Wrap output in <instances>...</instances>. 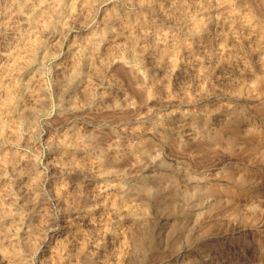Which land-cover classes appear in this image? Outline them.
Returning a JSON list of instances; mask_svg holds the SVG:
<instances>
[{"label": "rangeland", "instance_id": "374dc122", "mask_svg": "<svg viewBox=\"0 0 264 264\" xmlns=\"http://www.w3.org/2000/svg\"><path fill=\"white\" fill-rule=\"evenodd\" d=\"M77 1V2H76ZM82 0H66L62 5L54 6L55 3H48V9L44 8L37 12L40 17L49 18L51 25L35 27L33 35L27 36L29 40L35 37L42 39V46L36 53V58L29 66H25L22 75L13 77L16 88L13 101L8 110L2 106L5 92L0 91L1 110L0 121V194L5 191L12 193L14 200L21 206L17 220L9 222L12 228L5 231L1 237L18 239L27 233L28 220L32 218L33 232L30 250L23 245L18 249L22 257V264H57V257L52 254L43 257L38 247L39 240L50 229L57 238L64 242L62 261L66 264H102L115 261L120 249L126 246L128 240L136 239L140 247L132 251L129 264H194L195 254L198 246L196 237V212L201 209L203 213L199 216V222L204 229L210 225L209 219L214 218L220 222L213 226L206 234L212 231L221 232L224 230L229 234H238L243 239L250 238L257 246L250 248L247 254V264H264V72L258 68V53L243 50L241 56L232 57L222 52V46L229 43L227 37L228 29L221 32L220 23L216 20V14L231 10L237 18L239 15L248 13L255 20L258 10L264 14V0H180L179 3L165 0H154L157 2L156 10L148 7L138 0H86L85 9H81ZM88 1V2H87ZM136 1V2H135ZM202 1V2H200ZM219 1V2H218ZM225 1V2H224ZM234 1V2H233ZM15 0H0V24L3 23V13L13 7ZM194 2V3H192ZM207 2V3H206ZM221 2V3H220ZM9 4V6L7 4ZM85 4V0L83 1ZM92 3V5H91ZM98 3V4H97ZM129 5H128V4ZM137 3V4H135ZM139 3V4H138ZM163 3V4H162ZM172 3V4H170ZM185 5H183V4ZM190 3V4H189ZM199 3V4H197ZM201 3V4H200ZM219 3V7L213 5ZM223 3V4H222ZM232 3V4H231ZM240 3V4H239ZM4 4V5H3ZM57 4V3H56ZM55 4V5H56ZM68 4V6H67ZM111 4V5H110ZM117 4V5H116ZM202 4L210 6V15L213 17L206 23L204 33L208 37L206 54L198 45L197 34L190 32L182 18H190L200 12L198 8ZM50 5V7H49ZM70 5V6H69ZM98 9H97V7ZM105 5V6H104ZM160 5V6H158ZM166 5V6H165ZM237 5V6H235ZM5 6V8L3 7ZM72 6V7H71ZM93 6V7H92ZM195 6V7H194ZM230 6V7H229ZM249 6V7H248ZM55 7V8H53ZM92 9H91V8ZM96 7V9H95ZM105 7V8H104ZM118 7V8H117ZM166 9H165V8ZM183 7V8H182ZM194 7V8H192ZM223 7V8H222ZM226 7V8H225ZM50 8V9H49ZM60 8V9H59ZM141 8V9H140ZM167 8L170 10L167 11ZM181 8V9H180ZM231 8V9H230ZM236 8V9H235ZM73 9V10H71ZM76 9V10H75ZM89 9V10H88ZM133 9V10H132ZM190 11H189V10ZM217 9V10H216ZM234 9V10H233ZM246 9V10H245ZM250 9L252 11H250ZM51 12H49V11ZM56 10H59L58 12ZM61 10V11H60ZM71 10V11H70ZM82 10V12H81ZM85 10V11H84ZM92 10V11H90ZM109 10V11H108ZM119 10V11H118ZM151 10V11H150ZM165 10V11H164ZM173 10V11H172ZM182 10V11H181ZM187 10V11H186ZM214 10V13H213ZM222 10V11H221ZM4 11V12H3ZM47 11V12H46ZM106 11V12H105ZM132 11V12H131ZM136 11V13H135ZM153 11V12H152ZM172 11L173 13H171ZM186 11V12H185ZM240 11V13H239ZM57 12V14H56ZM77 12V13H76ZM91 12V13H90ZM98 12V13H97ZM105 12V13H104ZM124 12V13H123ZM127 12V13H126ZM159 14H158V13ZM161 12V13H160ZM167 12V14H166ZM171 14H170V13ZM175 12V13H174ZM184 12V14H183ZM189 12V13H188ZM236 12V13H235ZM47 13V14H46ZM52 13V15H51ZM83 13V14H82ZM96 13V14H95ZM115 13V14H113ZM164 13V14H162ZM183 16H182V14ZM69 14V15H68ZM81 14V15H80ZM92 14L93 17H92ZM98 14V15H97ZM103 14V15H102ZM132 14V15H131ZM140 14V17L139 15ZM142 14V15H141ZM144 14V15H143ZM179 14V15H178ZM2 15V16H1ZM47 15V16H46ZM50 15V16H49ZM57 15V17H56ZM60 15V16H59ZM67 15V16H66ZM74 15V17L72 16ZM80 15V16H79ZM85 15V16H84ZM100 15V16H99ZM108 15V16H107ZM117 17H115V16ZM127 15V16H126ZM135 15V17H134ZM137 15V16H136ZM153 15V16H152ZM158 15V16H156ZM169 15V16H168ZM173 15V17H172ZM255 15V16H254ZM54 16V17H53ZM89 16V17H88ZM103 16V17H101ZM180 16V17H179ZM190 16V17H189ZM79 17V18H78ZM82 17V18H80ZM85 17V19H84ZM107 17V18H106ZM145 17V18H144ZM148 19H147V18ZM162 17V18H161ZM178 17V18H177ZM57 18V19H56ZM74 20H73V19ZM122 18V19H121ZM138 18V20H137ZM167 18V19H166ZM176 21H174L173 19ZM176 18V19H175ZM59 19V20H58ZM65 19V21H64ZM94 19V20H92ZM96 19V20H95ZM120 19V20H119ZM141 19V20H140ZM179 19V20H178ZM89 20V23L88 21ZM113 20V21H111ZM126 20V21H125ZM137 23H136V21ZM154 20V21H153ZM167 20V21H166ZM178 20V21H177ZM76 21V22H75ZM81 21V22H80ZM84 21V23H83ZM96 21V22H95ZM119 21V22H118ZM123 23H122V22ZM125 21V24H124ZM141 23H140V22ZM24 22V23H23ZM27 22V23H26ZM30 20L18 21V30L21 35L33 27ZM57 22V23H56ZM64 22V23H63ZM72 22V23H71ZM110 22V24H109ZM163 24H162V23ZM180 24H179V23ZM79 23V24H78ZM101 23V24H100ZM119 23V24H117ZM133 23V24H132ZM140 23V24H139ZM147 23V24H146ZM154 23V24H153ZM20 24V25H19ZM53 24V25H52ZM65 24V27H64ZM74 24V25H73ZM84 24V25H83ZM103 24V25H102ZM114 24V25H113ZM160 24V26H159ZM167 25V26H164ZM172 24V25H171ZM0 25V33H4L3 25ZM63 25V27H61ZM71 25V26H70ZM79 25V26H78ZM83 25V26H82ZM163 25V26H162ZM95 26V27H94ZM102 26V27H101ZM118 26V28H117ZM127 26V27H126ZM154 26V27H153ZM156 26V27H155ZM159 26V28H158ZM178 26V27H177ZM2 27V29H1ZM68 29H67V28ZM78 27V29H77ZM94 27V30H93ZM121 27V28H120ZM123 27V28H122ZM126 27V28H125ZM132 27V29H131ZM135 27V28H134ZM139 27V28H138ZM142 27V28H141ZM150 27V28H149ZM153 27V28H152ZM165 27V28H164ZM173 27V28H172ZM37 28V29H36ZM50 28V29H49ZM55 28V29H54ZM99 28V29H98ZM114 28V29H113ZM152 28V29H151ZM156 28V29H155ZM163 28V29H161ZM25 29V30H23ZM42 29V30H41ZM64 29V30H63ZM90 29V30H89ZM106 31H104V30ZM118 29V30H117ZM141 29V30H140ZM155 29V30H154ZM161 29V30H159ZM172 29V30H171ZM184 29V30H182ZM188 29V30H187ZM208 29V30H207ZM215 29V30H214ZM240 33H239V31ZM40 30V31H39ZM44 30V32H43ZM46 30V31H45ZM53 30V31H52ZM56 30V31H55ZM67 30V31H65ZM93 30V31H92ZM98 30V31H97ZM103 30V31H101ZM116 30V31H115ZM136 30V31H135ZM166 30V31H165ZM219 30V32H218ZM2 31V32H1ZM25 31V32H24ZM71 31V32H70ZM87 31V32H86ZM100 31V32H99ZM160 31V33H159ZM177 33H176V32ZM187 31V32H186ZM208 31V32H206ZM239 34L242 28L237 27ZM23 32V33H22ZM39 32V34H38ZM68 35H67V33ZM70 32V33H69ZM109 32V33H108ZM114 32V33H113ZM132 32V33H131ZM137 32V33H136ZM145 32V33H144ZM150 36H149V34ZM174 32V33H173ZM30 33V32H29ZM45 33V34H44ZM81 33V34H80ZM88 33V34H87ZM92 35L90 37V35ZM101 33V34H100ZM107 33V34H106ZM129 33V34H127ZM148 35H147V34ZM185 33V35H184ZM208 35H207V34ZM221 33V36H220ZM63 34V36H62ZM83 34V36H82ZM85 34V35H84ZM89 39H87V35ZM105 34V35H104ZM122 34V35H121ZM125 34V35H124ZM162 34V35H161ZM168 34V35H167ZM172 34V35H171ZM177 34V35H176ZM189 34V35H188ZM212 34V35H211ZM216 34V35H215ZM225 36H224V35ZM0 35V49L3 42H16L19 37L12 38L5 33ZM43 35V36H42ZM55 35V36H54ZM71 35V36H70ZM74 38H73V36ZM76 35V36H75ZM79 35V36H78ZM119 35V36H118ZM128 35V36H127ZM140 35V36H139ZM171 35V36H170ZM188 35V36H187ZM197 35V36H196ZM211 35V36H210ZM34 36V37H33ZM52 36V38H50ZM62 36V37H61ZM78 36V37H77ZM85 36V38H84ZM105 36V37H104ZM107 36V37H106ZM115 36V37H114ZM117 36V37H116ZM146 36V37H144ZM154 36V37H152ZM174 36V37H173ZM178 36V37H177ZM217 36V37H216ZM6 39H3V38ZM33 37V38H32ZM37 37V38H38ZM61 37V38H60ZM66 37V38H65ZM98 37V38H97ZM101 37L103 39H101ZM158 37V38H157ZM161 37V38H160ZM167 37V38H166ZM172 37V38H170ZM177 37V38H176ZM182 37V38H181ZM30 38V39H29ZM47 38V39H46ZM65 38V39H64ZM73 38V39H71ZM77 38V39H76ZM81 38V39H80ZM84 38V39H83ZM90 38L92 40H90ZM113 38V39H112ZM115 38V39H114ZM118 38V39H117ZM122 38V39H121ZM144 38V39H142ZM160 38V39H159ZM163 38V39H162ZM165 38V39H164ZM186 40H185V39ZM189 38V39H188ZM214 38V39H213ZM220 38V39H219ZM228 38V39H227ZM57 39V41H56ZM59 39V40H58ZM80 41H79V40ZM101 39V40H100ZM105 39V40H104ZM168 39V40H167ZM175 39V40H174ZM183 39V40H182ZM188 39V41H187ZM227 39V40H226ZM53 40V41H52ZM88 40V41H87ZM96 40V41H95ZM111 40V41H110ZM123 40V41H122ZM125 40V41H124ZM127 40V44L126 43ZM140 40V41H139ZM171 40V41H170ZM185 40V41H184ZM195 40V41H194ZM218 40V41H217ZM71 41V43H69ZM121 41V42H120ZM149 41V42H148ZM168 42V44L166 43ZM174 41V42H172ZM178 41V42H177ZM216 41V43H214ZM224 41V42H223ZM227 41V42H226ZM2 42V43H1ZM58 44H55L57 43ZM61 44H60V43ZM79 42V43H75ZM136 42L138 43L136 45ZM145 42V43H143ZM158 42V43H157ZM163 42V44L161 43ZM170 42V43H169ZM182 42H185L182 44ZM188 42V43H187ZM221 42V43H220ZM226 42V43H225ZM83 43V44H82ZM92 43V44H91ZM104 43V45H103ZM143 43V44H141ZM149 43V44H148ZM174 43V44H173ZM177 43V44H176ZM211 43V44H210ZM225 45H223V44ZM69 44V45H68ZM101 44V45H100ZM106 44V45H105ZM109 44V45H108ZM117 44V48L115 45ZM119 44V46H118ZM121 44V45H120ZM125 44V45H124ZM166 44V45H165ZM180 44V45H179ZM220 44V45H218ZM245 44V42H244ZM53 45V46H52ZM55 45V46H54ZM56 45H59L56 47ZM74 45L83 51L99 53L100 60L84 61L80 59V69L72 84L64 91L57 87V80L61 77L56 67L65 61L70 54L69 46ZM128 45V46H127ZM132 45V47L130 46ZM154 45V47L152 46ZM159 45V46H158ZM165 45V47L163 46ZM173 45V46H172ZM186 45V46H185ZM191 45V46H190ZM196 45V46H195ZM81 46V47H79ZM92 46V47H90ZM106 46V47H105ZM126 46V48H125ZM141 48L137 51L135 48ZM169 46V47H168ZM209 46V47H208ZM51 47V48H50ZM89 47V48H88ZM95 47V48H94ZM102 49H101V48ZM111 47V48H110ZM164 47V48H163ZM175 47V48H172ZM190 50L185 53V48ZM191 47V48H190ZM44 48V49H43ZM58 48V49H57ZM92 48V50H91ZM94 48V49H93ZM108 48V49H107ZM115 48V50H114ZM150 48V49H149ZM159 48V49H158ZM180 48V49H179ZM193 48V49H192ZM196 48V49H195ZM41 49V50H40ZM55 49V50H54ZM106 49V50H105ZM110 49V50H109ZM117 49V50H116ZM125 49V50H124ZM199 49V50H198ZM51 50V52H49ZM59 50V51H58ZM62 50V51H61ZM143 50V51H142ZM145 50V51H144ZM158 50V51H157ZM160 50V51H159ZM178 50V51H176ZM217 50V51H216ZM56 51V52H55ZM89 51V52H90ZM111 51V52H110ZM137 51V52H136ZM203 51V52H202ZM102 52V53H101ZM115 52V53H114ZM121 52V53H120ZM144 52V53H143ZM149 54H148V53ZM151 52V53H150ZM168 52V53H167ZM251 52V53H250ZM42 53V54H41ZM48 53V54H47ZM51 53V54H50ZM64 53V54H63ZM69 53V54H68ZM105 53V54H104ZM111 55H109V54ZM118 53V54H116ZM130 53V54H129ZM134 53V54H133ZM183 53V54H182ZM185 53V54H184ZM193 53V54H192ZM248 53V54H247ZM254 53V54H253ZM40 54V55H39ZM54 54V55H53ZM102 54V55H101ZM125 54V55H123ZM153 54V55H152ZM155 54V55H154ZM157 54V55H156ZM179 54V55H178ZM223 54V55H222ZM247 54V55H246ZM52 55V57L50 56ZM66 55V56H65ZM105 58H103L104 56ZM121 55V56H120ZM138 55V56H137ZM150 55V56H149ZM182 55V56H181ZM192 55V56H191ZM194 55V56H193ZM254 55V56H253ZM45 56V57H44ZM49 56V57H48ZM64 56V57H63ZM111 58V60L108 58ZM121 58H120V57ZM160 56V57H156ZM172 56V57H171ZM175 56V57H174ZM180 56V57H179ZM197 56V57H196ZM43 57V58H41ZM54 57V59H53ZM114 57V58H113ZM128 57V58H127ZM131 57V58H130ZM153 57V58H152ZM168 57V58H167ZM193 57V58H191ZM199 57V58H198ZM215 57V58H214ZM244 57V58H242ZM40 58V59H39ZM117 58V59H116ZM162 58V59H161ZM171 58V59H170ZM190 58V59H189ZM254 58V59H253ZM57 59V60H56ZM108 59V60H107ZM121 59V60H120ZM130 59V61H129ZM140 59V60H139ZM158 59V60H157ZM182 59V60H181ZM216 59V60H214ZM219 59V60H218ZM256 59V60H255ZM42 60V61H41ZM45 60V61H44ZM52 60V61H51ZM55 60V61H54ZM113 60V61H112ZM115 60V61H114ZM124 62L122 63V61ZM175 60V61H174ZM178 60V61H177ZM208 60V61H207ZM218 60V61H217ZM223 60V61H222ZM225 60V61H224ZM232 60V61H231ZM235 60V61H234ZM237 60V61H236ZM252 60V61H251ZM95 61V62H94ZM103 61V63H102ZM118 61V62H116ZM126 61H129L126 63ZM134 61V62H133ZM136 61V62H135ZM143 61V62H142ZM153 61V62H152ZM181 61V63H180ZM204 61V62H203ZM228 61H231L228 62ZM55 62V63H54ZM61 62V63H60ZM86 62V63H85ZM99 62V63H98ZM120 62V64H119ZM148 62V64H147ZM151 62V63H149ZM157 62V63H156ZM179 62V63H178ZM187 62V63H185ZM215 62V63H214ZM257 62V64H256ZM95 63V64H94ZM110 64L107 66L106 64ZM130 63V66H129ZM132 63V64H131ZM134 63V64H133ZM153 63V64H152ZM172 63V64H171ZM183 63V65H182ZM194 63V64H193ZM222 63V64H221ZM230 63V64H228ZM237 63V64H236ZM238 63L240 65H238ZM263 63V62H262ZM25 65L24 63H22ZM54 64V66L52 65ZM59 64V65H58ZM82 64V65H81ZM100 64V65H99ZM102 64V65H101ZM117 64V66H116ZM119 64V65H118ZM162 64V65H161ZM188 64V65H187ZM243 64V65H242ZM247 64L250 66L247 68ZM256 64V65H255ZM57 65V66H56ZM125 65V66H124ZM134 65V66H133ZM146 65V66H145ZM153 65V66H152ZM165 65V66H164ZM186 65V66H185ZM210 65V66H209ZM218 65V67H216ZM233 65V66H232ZM238 65V67H237ZM242 65V66H241ZM45 66V68L43 67ZM48 66V67H47ZM87 66V67H86ZM91 67V69L89 68ZM102 66V67H101ZM113 66V67H111ZM158 66V67H157ZM161 66V67H160ZM189 66V67H188ZM222 68H221V67ZM228 66V67H227ZM244 66V67H243ZM55 69H53V68ZM86 67V68H85ZM99 69H96V68ZM107 67V68H106ZM128 67V68H127ZM152 67V69H151ZM166 67V68H165ZM168 67V68H167ZM179 69H178V68ZM184 67V68H183ZM199 67V68H198ZM201 67V68H200ZM243 67V69L241 68ZM40 68V69H39ZM42 68V69H41ZM51 68V69H50ZM92 68L94 70H92ZM103 68V69H102ZM116 68V69H115ZM122 68V69H121ZM145 70H143V69ZM159 68V70H158ZM171 68V69H170ZM182 68V69H181ZM186 68V69H185ZM233 68V69H232ZM256 68L258 70H256ZM101 69V71H100ZM118 69V70H117ZM120 69V70H119ZM132 71H131V70ZM165 69V70H164ZM185 69V70H184ZM196 69V70H194ZM211 69V70H210ZM231 69V70H230ZM240 69V70H236ZM245 69V71H244ZM249 69V70H247ZM89 70V71H88ZM162 70V71H161ZM164 70V71H163ZM172 70V71H170ZM191 70V71H190ZM199 72H198V71ZM202 70V72H201ZM39 71V72H38ZM43 73H42V72ZM90 71H92L90 73ZM96 71V73H95ZM109 71V73L107 72ZM121 71V73H120ZM129 71V72H128ZM140 71V72H139ZM151 71V73H150ZM204 71V72H203ZM209 71V72H208ZM219 73H218V72ZM260 71V72H259ZM32 72V73H30ZM41 72V75L39 73ZM46 72V73H45ZM56 72V73H55ZM125 75H124V73ZM131 72V73H130ZM143 72V73H142ZM164 72V73H163ZM192 72V73H191ZM201 72V73H200ZM223 72V73H222ZM239 72V73H238ZM248 72V73H247ZM26 73V74H25ZM38 73V74H37ZM53 75H52V74ZM95 73V74H94ZM103 73V74H101ZM149 75H148V74ZM168 73V74H166ZM173 73V74H172ZM176 73V74H175ZM198 73V74H197ZM227 73V74H226ZM236 73V74H235ZM250 73V74H249ZM262 73V74H261ZM30 74V75H29ZM46 74V75H45ZM50 74V75H49ZM54 74H57L56 77ZM61 74V75H60ZM89 74V75H88ZM100 74V75H99ZM110 74V75H109ZM123 74V75H122ZM164 74V75H163ZM194 74V75H193ZM28 75V76H27ZM40 75V76H39ZM59 75V76H58ZM98 75V76H97ZM112 75V76H111ZM114 75V76H113ZM118 75V76H117ZM121 75V76H120ZM137 75V76H136ZM156 75V76H155ZM172 75V76H171ZM188 75V76H187ZM220 75V76H219ZM253 75V76H250ZM28 78H27V77ZM96 76V77H94ZM101 76L100 78H98ZM107 76V77H106ZM110 76V77H109ZM141 76V78H140ZM161 78L159 79L158 77ZM167 76V77H166ZM170 76V77H168ZM187 76V77H186ZM217 80H215V78ZM259 76V77H257ZM34 77V78H33ZM39 77V78H38ZM42 79H41V78ZM94 77V80L93 78ZM118 77V78H117ZM127 77V78H125ZM135 77V78H134ZM146 77V78H145ZM178 77V78H177ZM191 79H189V78ZM239 77V78H238ZM253 77V78H252ZM38 78V79H37ZM89 81H88V79ZM92 78V79H91ZM98 78V79H97ZM107 78V79H106ZM124 78V79H123ZM150 78V79H149ZM153 78V79H152ZM166 78V80H165ZM232 78V79H231ZM255 78V80H253ZM263 78V79H262ZM20 79V80H19ZM34 79V81H33ZM37 79V80H36ZM52 79V80H51ZM57 79V80H56ZM81 82H80V80ZM100 79V80H99ZM109 79V80H108ZM181 79V80H180ZM194 79V80H193ZM202 79V80H201ZM226 79V80H225ZM238 79V80H237ZM251 79V80H250ZM47 80V81H44ZM87 80V81H86ZM107 80V81H105ZM121 82H120V81ZM131 80V81H130ZM140 80V81H139ZM157 80V81H156ZM161 80V81H160ZM176 80V81H175ZM236 80V82H235ZM240 80V81H239ZM41 82L42 87L39 85ZM44 81V82H43ZM98 83H97V82ZM111 81V84H110ZM150 81V82H149ZM156 81V82H155ZM159 81V82H158ZM163 81V82H162ZM165 81V82H164ZM171 81V82H170ZM186 83H185V82ZM192 81V82H190ZM203 81V82H202ZM234 81V82H233ZM252 81V82H251ZM31 82V83H30ZM55 82V83H54ZM96 82V83H95ZM104 82V83H102ZM115 82V84H114ZM129 82V84L127 83ZM137 82V83H136ZM170 82V83H169ZM200 82V83H199ZM206 82V83H205ZM244 84H243V83ZM23 83V84H22ZM27 83V84H25ZM30 83V84H29ZM54 83V85H53ZM86 87H85V84ZM100 83V84H99ZM158 83V84H155ZM162 83V84H161ZM185 83V84H184ZM195 87H194V84ZM198 83V84H197ZM25 84V85H24ZM34 84V85H33ZM37 84V86H36ZM80 84V85H79ZM96 86H95V85ZM102 84H104L102 86ZM145 84V85H144ZM151 84L154 86H150ZM181 84V86H180ZM187 84V85H186ZM228 84V85H227ZM234 84V85H233ZM257 84V85H256ZM20 85V86H19ZM30 85V87H28ZM33 85V86H32ZM49 85V86H48ZM83 85V86H82ZM114 85V87H113ZM117 85V86H116ZM129 85V86H128ZM170 85V86H169ZM173 85V86H172ZM251 85V86H250ZM26 86V87H25ZM41 88H40V87ZM78 86V87H77ZM95 86V87H94ZM109 86V87H108ZM126 86V87H125ZM135 88L134 90L131 89ZM143 86V88H142ZM161 86L164 88H161ZM169 86V87H168ZM177 86V87H176ZM184 86L185 89L182 87ZM191 86V87H190ZM203 86V87H202ZM212 86V87H211ZM216 88H215V87ZM235 86V87H233ZM257 86V87H256ZM18 87V88H17ZM28 87V88H27ZM36 87V88H35ZM57 87V88H56ZM82 91H81V88ZM118 90H117V88ZM125 87V88H124ZM172 87V88H171ZM188 87V88H187ZM224 87V88H223ZM237 87V88H236ZM29 90H27V89ZM35 88V90H33ZM46 88V90H45ZM56 88V89H55ZM86 88V89H85ZM90 88V89H89ZM92 88V89H91ZM95 88V89H94ZM101 88V89H100ZM108 88V89H107ZM111 88V89H110ZM154 88V89H153ZM213 88V89H212ZM248 88H250L248 90ZM25 89V90H24ZM85 91H84V90ZM104 92H100L99 91ZM116 89V90H115ZM122 89V90H121ZM130 89V90H129ZM166 89V90H165ZM168 89V90H167ZM179 89V90H178ZM211 89V90H210ZM217 89V90H216ZM225 89V90H224ZM240 89V90H239ZM17 90V92H16ZM32 90V91H31ZM57 90V91H56ZM59 90V91H58ZM79 90V91H78ZM98 92H97V91ZM108 90V91H107ZM122 92H121V91ZM129 90V91H128ZM132 90V91H131ZM137 91V94L135 92ZM142 90V91H141ZM162 92H161V91ZM165 90V91H164ZM178 90V91H177ZM182 90V91H181ZM185 90V91H184ZM234 90V91H233ZM243 90V91H242ZM254 90V91H253ZM261 90V91H260ZM125 91V92H124ZM140 91V92H139ZM152 91V92H151ZM159 91V92H158ZM177 91V92H176ZM184 91V93H183ZM206 91V94H205ZM208 91V92H207ZM241 91V92H240ZM29 92V93H28ZM35 92V93H34ZM83 92V93H82ZM112 92V93H111ZM114 92V93H113ZM124 92V93H123ZM150 92V93H149ZM156 92V93H155ZM165 92V93H164ZM171 92V93H169ZM175 92V93H174ZM182 92V94H181ZM33 93V94H31ZM40 93V94H39ZM42 93V94H41ZM78 93V95H76ZM80 93V94H79ZM92 94V95H86ZM108 93V94H107ZM159 93V94H158ZM168 93V94H167ZM188 93V94H187ZM193 93V94H192ZM200 93V94H199ZM209 93V94H208ZM224 93V94H223ZM229 95H228V94ZM3 94V96H2ZM19 96H18V95ZM27 94V95H26ZM32 96H30V95ZM57 94H59L57 96ZM100 94V95H99ZM121 94V95H120ZM150 94V95H149ZM156 94V95H155ZM178 94V96H177ZM181 94V95H180ZM185 94V95H184ZM219 94V95H217ZM232 94V95H231ZM65 95V96H64ZM80 95V96H79ZM95 95V96H94ZM106 95V96H105ZM139 95V96H138ZM142 97H141V96ZM165 95V96H163ZM173 95V96H171ZM191 95V96H190ZM207 97H206V96ZM224 95V96H223ZM244 95V96H243ZM257 95V96H256ZM40 97L38 100V112L29 120H25L21 114L23 108L31 106L33 97ZM61 96V97H60ZM71 96V98L69 97ZM75 96V97H74ZM78 98H77V97ZM87 96V97H86ZM91 96V97H89ZM95 98H94V97ZM100 96V97H98ZM113 96V98L111 97ZM116 96V97H114ZM128 96V97H126ZM153 96V97H151ZM161 96V97H159ZM201 96V97H200ZM205 96V97H204ZM210 96V97H208ZM226 96V97H225ZM231 96V97H230ZM247 96V97H246ZM249 96V97H248ZM256 96V97H255ZM22 97V98H21ZM28 97V98H27ZM60 97V98H59ZM67 97V98H65ZM123 97V98H122ZM148 97V98H147ZM150 97V98H149ZM173 97V98H171ZM196 97V99H194ZM229 97V98H228ZM241 97V98H240ZM259 97V98H258ZM18 98V99H17ZM27 98V99H26ZM69 98V99H68ZM76 98V99H75ZM81 100H80V99ZM87 100H86V99ZM108 100H107V99ZM128 98V99H127ZM155 98V99H154ZM163 98V99H162ZM201 98V99H200ZM238 98V99H237ZM261 98V99H260ZM22 100L24 101L22 103ZM90 99V100H89ZM101 101H100V100ZM112 99V100H111ZM115 99V100H113ZM151 99V100H150ZM153 99V100H152ZM206 99V100H205ZM241 99V100H239ZM243 99V100H242ZM245 99V100H244ZM257 99V100H256ZM29 100V101H26ZM80 100V101H79ZM93 100V101H91ZM97 100V101H96ZM124 100V101H123ZM131 100V101H130ZM165 102H163V101ZM237 102H235V101ZM239 100V101H238ZM60 101V102H59ZM65 101V102H64ZM86 101V102H85ZM100 103H99V102ZM112 101V102H111ZM159 101V102H158ZM179 103H178V102ZM200 101V102H199ZM211 101V102H210ZM213 101V102H212ZM20 102V103H19ZM43 104H42V103ZM47 102V103H46ZM50 102V103H49ZM73 102V103H72ZM76 102V103H75ZM79 102V103H78ZM98 102V106L97 103ZM106 102V103H104ZM108 102V103H107ZM127 102V103H126ZM168 102V103H166ZM181 102V103H180ZM183 102V103H182ZM204 102V103H203ZM208 102V103H207ZM219 102V103H218ZM240 102V103H239ZM22 103V104H21ZM26 106H25V104ZM78 103V104H77ZM85 103V104H84ZM102 103V104H101ZM115 103V104H114ZM124 103V104H123ZM155 103V104H154ZM190 103V104H189ZM227 103V104H226ZM231 103V104H230ZM233 103V104H232ZM253 103V104H252ZM31 104V105H30ZM47 104V105H46ZM61 104V105H60ZM63 104V105H62ZM68 104V105H67ZM82 104V106L80 105ZM95 104V105H94ZM110 104V105H109ZM120 104V105H119ZM158 104V105H157ZM183 104V105H182ZM199 106L197 107V105ZM215 104V105H214ZM19 105L21 107H19ZM50 105V106H49ZM71 105V108H70ZM73 105V106H72ZM75 105V106H74ZM93 105V106H92ZM161 105V106H160ZM168 105V106H167ZM207 107H206V106ZM227 105V106H226ZM46 106V107H45ZM53 106V107H52ZM63 106V107H62ZM101 106V107H100ZM166 106V108L164 107ZM172 106V108H170ZM183 106V107H182ZM193 106V107H192ZM219 106V107H218ZM225 108H224V107ZM229 106V107H228ZM240 106V107H239ZM251 106V107H250ZM13 107V108H12ZM41 107V108H40ZM43 107V110H42ZM49 107V108H48ZM69 107V108H68ZM78 107V108H77ZM84 107V108H83ZM98 107V108H97ZM177 107V108H176ZM189 109H188V108ZM234 107V108H233ZM255 109H254V108ZM20 108V109H19ZM45 108V109H44ZM51 108V109H50ZM73 108V109H72ZM122 108V109H121ZM155 110H152V109ZM179 108V109H178ZM199 110H198V109ZM210 108H213L210 110ZM13 109V110H12ZM49 109V110H48ZM90 109V110H89ZM173 109H175L173 111ZM215 109V110H214ZM238 109V110H236ZM15 110V114H14ZM46 110V111H45ZM60 110V111H58ZM89 110V111H88ZM105 110V111H104ZM110 110V111H109ZM117 110V111H116ZM149 110V111H148ZM158 110V111H157ZM181 112H178V111ZM184 110V111H183ZM7 111H9L7 113ZM13 111V112H12ZM20 111V112H19ZM86 113H85V112ZM91 111V112H90ZM115 111V112H113ZM119 111H121L119 113ZM123 111V112H122ZM146 111V112H145ZM169 111V112H168ZM218 111V112H217ZM17 112V113H16ZM43 112V113H42ZM77 112V113H76ZM101 112V113H100ZM109 112V113H108ZM125 112V113H124ZM158 112V113H157ZM161 112V113H160ZM167 112V113H165ZM184 112V113H183ZM201 112V113H200ZM204 112V113H203ZM244 112V113H243ZM252 112V113H251ZM49 113V114H48ZM57 113V114H56ZM74 113V114H73ZM92 113V114H91ZM99 113V114H98ZM174 113V114H173ZM177 113V114H176ZM188 113V115H187ZM191 113V114H190ZM231 113V114H230ZM256 113V114H255ZM14 114V115H12ZM18 118L16 119L17 115ZM78 114V115H77ZM101 114V115H100ZM104 114V115H103ZM113 114V115H112ZM127 114V115H126ZM129 114V115H128ZM147 114V115H146ZM154 114V116H153ZM163 116H162V115ZM183 114V115H182ZM217 114V115H216ZM259 114V115H258ZM48 115V116H46ZM100 115V116H99ZM151 115V116H150ZM156 115V117H155ZM161 115V116H160ZM211 115V116H210ZM226 115V116H225ZM228 115V116H227ZM234 115V116H233ZM239 115V116H238ZM244 115V116H243ZM258 115V116H257ZM15 116V117H14ZM36 116V117H35ZM74 116V117H73ZM86 116V117H85ZM98 116V117H97ZM117 116L119 118H117ZM123 116V117H122ZM133 116V117H132ZM138 116V117H137ZM144 116V118H143ZM147 120H146V118ZM184 116V117H183ZM205 116V117H204ZM221 116V117H219ZM243 116V117H242ZM11 117V118H10ZM20 117V118H19ZM60 117V118H59ZM62 117V118H61ZM142 117V118H141ZM150 119H149V118ZM152 117V118H151ZM3 118V119H2ZM6 120H5V119ZM14 118V119H12ZM57 118V119H56ZM129 120H127V119ZM164 118V119H163ZM173 118V119H172ZM195 118V120H194ZM198 118V119H197ZM217 118V119H216ZM224 118V119H223ZM11 119L13 120L11 122ZM16 119V120H15ZM36 119V121H34ZM53 119V120H52ZM64 119V120H63ZM88 119V120H87ZM114 119V120H112ZM117 119V120H116ZM133 119V120H132ZM163 121H162V120ZM184 119V120H183ZM186 119V121H185ZM211 119V120H210ZM227 119V120H226ZM234 119V120H233ZM3 120V121H2ZM79 120V121H78ZM110 122H109V121ZM142 120V121H141ZM197 120V121H196ZM236 120V121H235ZM239 120V121H238ZM6 121V122H5ZM21 121V122H19ZM33 121L35 123H33ZM38 121V122H37ZM47 121V122H46ZM64 121L63 123H59ZM86 121V122H85ZM88 121V122H87ZM121 121V123H120ZM125 121V122H124ZM134 121V122H133ZM151 121V122H150ZM174 121V122H173ZM232 121V122H231ZM8 122V123H7ZM13 122H16L14 124ZM23 122V123H22ZM38 123V126L35 124ZM46 122V123H45ZM56 122V123H55ZM66 122V124H65ZM95 122V123H94ZM101 122V123H100ZM113 122V123H112ZM144 122V123H143ZM146 122V124H145ZM149 122V123H148ZM159 122V123H158ZM172 122V123H171ZM194 122V123H193ZM204 122V123H203ZM227 122V123H226ZM10 123V124H9ZM13 123V125H11ZM32 126H31V124ZM44 123V124H43ZM87 123V124H86ZM104 123V124H103ZM109 123V124H108ZM117 123V124H116ZM124 123V124H123ZM215 123V124H213ZM5 124V125H4ZM11 128L17 129L18 140L12 138ZM20 124V126H19ZM25 124V125H24ZM30 124V125H29ZM55 124V125H53ZM71 126H70V125ZM78 124V125H77ZM80 124V125H79ZM101 124V125H100ZM134 124V125H133ZM150 126H149V125ZM152 124V125H151ZM162 124V125H161ZM199 124V125H198ZM220 124V125H219ZM224 124V125H223ZM227 124V125H225ZM84 125V126H83ZM89 125V126H88ZM118 125V126H117ZM122 125V126H121ZM129 125V126H128ZM136 125V126H135ZM149 127H148V126ZM161 125V126H160ZM183 125V127H182ZM203 125V126H202ZM230 127H229V126ZM232 125V127H231ZM234 125V126H233ZM25 128H23V127ZM45 126V127H44ZM53 126V127H52ZM55 126V127H54ZM67 126V127H66ZM69 126V127H68ZM80 126V127H79ZM84 129H82V127ZM91 126V127H90ZM107 126V127H106ZM110 126V128H109ZM116 126V127H115ZM134 126V127H132ZM139 126V127H138ZM143 126V127H141ZM153 126V127H152ZM193 128H192V127ZM218 126V127H217ZM4 127H6L4 129ZM22 127V128H21ZM27 127V128H26ZM39 129H38V128ZM43 127V128H42ZM80 129H79V128ZM119 127H122L119 129ZM145 127V128H144ZM161 127V128H160ZM171 127V128H170ZM176 130H175V128ZM195 127V128H194ZM201 127V128H200ZM205 127V128H204ZM210 127V128H209ZM236 127V128H235ZM238 127V128H237ZM247 127V128H246ZM21 128V129H20ZM34 130L32 131V129ZM77 128V129H76ZM86 128V129H85ZM98 128V130L96 129ZM132 128V129H131ZM134 128V129H133ZM144 128V129H142ZM158 128V129H157ZM181 128V129H180ZM199 128V129H198ZM4 129V130H3ZM73 129V130H72ZM101 129V130H100ZM109 131H107V130ZM115 129V130H114ZM129 129V130H128ZM139 129V130H137ZM150 129V130H149ZM193 129V130H192ZM207 129V130H206ZM210 129V130H209ZM43 130V131H42ZM78 130V131H77ZM88 130V131H87ZM118 130V131H117ZM142 130V131H141ZM172 130V131H171ZM179 130V131H178ZM184 130V131H183ZM197 130V131H196ZM209 130V132H208ZM53 131L55 134H53ZM59 131V132H58ZM60 131H63L60 134ZM71 131V132H70ZM80 131V132H79ZM106 131V132H104ZM113 131V132H112ZM115 131V132H114ZM127 131V132H126ZM138 131V132H137ZM186 131V132H185ZM221 131V132H220ZM4 132H7L4 134ZM21 132V134H20ZM34 132V133H33ZM40 132V133H39ZM74 132L76 134H74ZM80 134H77V133ZM83 132V133H82ZM90 132V133H89ZM100 132V135L98 133ZM109 132V133H108ZM120 134H119V133ZM125 134H124V133ZM137 132V133H136ZM141 132V133H140ZM148 132V133H147ZM150 132V133H149ZM160 132V133H159ZM166 132V133H165ZM180 132V133H179ZM195 132V133H194ZM208 132V133H207ZM43 135H42V134ZM65 136H61V135ZM86 133V134H85ZM115 133V134H114ZM134 133V135H133ZM139 133V134H138ZM152 133V136H151ZM156 133V134H155ZM169 135H168V134ZM179 133V134H178ZM192 133V134H191ZM200 133V134H199ZM210 133V135H209ZM222 133V134H220ZM27 134V136L25 135ZM35 134V135H34ZM40 134V135H39ZM51 134V135H50ZM71 134V135H70ZM74 134V135H72ZM96 134V136H95ZM118 134V137H117ZM195 134V135H194ZM220 134V135H219ZM2 135V136H1ZM9 135V136H7ZM24 135V136H23ZM32 135V136H31ZM53 135V136H52ZM59 135V136H58ZM110 135V136H109ZM128 135V136H127ZM137 135V136H136ZM144 137H143V136ZM184 135V136H183ZM193 135V136H192ZM204 135V136H203ZM207 135V136H206ZM212 135V136H211ZM226 135V136H225ZM23 136V137H21ZM30 136V137H29ZM36 136V137H35ZM42 136V137H40ZM48 136V137H47ZM52 136V137H51ZM55 136V137H54ZM66 138L65 143H57L56 138ZM72 136V137H71ZM81 136V137H80ZM91 136V137H90ZM94 136V137H93ZM175 136V139H173ZM201 136V137H200ZM228 136V137H227ZM7 137V138H6ZM61 137V138H60ZM93 137V138H92ZM109 137V138H108ZM125 137V138H124ZM131 137V138H130ZM165 137V138H164ZM194 137V138H193ZM210 137V138H209ZM213 137V139H212ZM227 137V138H226ZM2 138V139H1ZM23 138V139H22ZM25 138V139H24ZM28 140H27V139ZM38 138V139H37ZM48 141H47V139ZM53 138V139H52ZM69 138V140H68ZM74 138V139H73ZM82 138V139H80ZM91 138V139H90ZM98 138V139H97ZM102 140H101V139ZM107 138V139H105ZM133 138V139H132ZM139 138V139H138ZM159 138V139H157ZM178 138V139H177ZM185 138V139H184ZM9 139V140H8ZM50 139L53 140L50 142ZM84 139V141H83ZM87 139V140H85ZM90 139V140H89ZM118 139V141H117ZM127 139V140H126ZM137 139V140H136ZM154 139V141L152 140ZM157 139V140H156ZM172 139V140H171ZM190 139V140H189ZM193 141H192V140ZM12 140V142H11ZM22 140V141H21ZM35 143H33L32 142ZM76 140V142H75ZM79 140V141H78ZM99 140V141H98ZM135 140V141H134ZM146 140V141H145ZM148 140V141H147ZM160 140V141H159ZM16 141V142H14ZM21 141V144H20ZM23 141H27L26 143ZM31 143H30V142ZM73 141V142H71ZM78 141V142H77ZM101 141V142H100ZM111 141V142H108ZM128 141V142H127ZM131 143H130V142ZM180 141V142H178ZM184 141V142H183ZM9 142V143H8ZM11 142V143H10ZM81 142V143H80ZM86 142V143H85ZM92 142V143H91ZM107 142V143H106ZM121 142V143H120ZM142 142V143H140ZM165 144H164V143ZM207 142V144H206ZM15 143V144H13ZM17 143V144H16ZM19 143V144H18ZM25 143V144H24ZM37 143V144H36ZM55 143V144H54ZM61 143V144H60ZM73 145H72V144ZM80 143V145L78 144ZM84 143V144H82ZM88 143V145H87ZM90 143V144H89ZM110 143V144H108ZM112 143V144H111ZM129 143V144H127ZM135 143V144H134ZM157 143V144H156ZM186 143V144H185ZM38 144H40L38 146ZM49 144V145H48ZM94 144V145H93ZM107 144V145H106ZM114 144V145H113ZM162 144V146H161ZM202 144V145H201ZM14 145V146H13ZM18 145V146H17ZM21 145V146H20ZM24 145V146H23ZM33 145V146H32ZM37 145V146H36ZM59 145V146H58ZM85 145V146H84ZM87 145V147H86ZM97 145V146H95ZM128 145V146H127ZM142 145V146H141ZM145 145V147H144ZM147 145V146H146ZM165 145V146H164ZM212 145V146H211ZM223 145V146H222ZM251 145V146H249ZM11 146V147H10ZM23 146V147H22ZM54 146V147H52ZM94 146V147H93ZM139 146V147H138ZM10 147V148H9ZM37 147V148H36ZM39 147V148H38ZM71 147V148H69ZM108 147V149H105ZM144 147V148H143ZM152 147V148H151ZM176 147V148H175ZM196 147L198 149H196ZM209 147V148H208ZM212 147V148H211ZM27 148V149H26ZM35 148V149H34ZM101 148V150H100ZM136 148V149H135ZM140 148V149H139ZM160 148V149H159ZM186 148V149H184ZM237 148V149H236ZM5 151H4V150ZM17 149V150H16ZM20 149V150H19ZM24 149V150H23ZM34 149V151H33ZM52 149V150H50ZM76 149V150H75ZM80 149V150H79ZM86 149V150H85ZM105 149V150H104ZM116 149V150H115ZM122 149V150H121ZM154 149V150H153ZM164 149V150H163ZM176 149V150H175ZM189 149V150H188ZM248 149V150H247ZM263 149V150H262ZM3 150V151H2ZM39 150V152L37 151ZM50 150V151H49ZM54 150V151H53ZM61 150V151H60ZM82 150V151H81ZM84 150V151H83ZM99 150V152H98ZM115 150V152L113 151ZM175 150V152H174ZM209 152H208V151ZM225 150V151H224ZM237 150V151H236ZM16 151V152H15ZM26 151V152H25ZM38 153H37V152ZM70 152L71 156L63 157L59 152ZM96 151V152H95ZM117 151V152H116ZM139 151V152H138ZM144 151V152H143ZM153 151V152H152ZM163 151V152H162ZM179 151V152H178ZM187 151V152H186ZM201 151V152H200ZM205 151V152H204ZM211 151V152H210ZM246 151V152H245ZM249 151V152H248ZM7 152V153H4ZM22 154H21V153ZM36 152V155H34ZM58 152V153H57ZM74 152V153H73ZM87 154H85V153ZM102 152V153H101ZM114 152V153H113ZM155 152V153H154ZM194 152V153H193ZM218 152V153H217ZM225 152V153H224ZM231 152V153H230ZM11 153V154H10ZM13 153V154H12ZM15 153V154H14ZM84 153V154H83ZM89 153V154H88ZM92 153V154H90ZM97 155H96V154ZM112 153V154H109ZM125 153V154H124ZM132 153V154H131ZM171 153V155L169 154ZM185 153V154H184ZM189 153V154H188ZM202 153V154H201ZM213 153V154H211ZM216 153V154H215ZM243 153V154H242ZM255 153V154H253ZM260 153V154H259ZM5 154V156H3ZM10 154V155H9ZM21 154V155H20ZM39 154V155H37ZM45 154V155H43ZM49 154V156H48ZM81 156L79 158V156ZM83 154V155H82ZM95 154V155H94ZM120 154V155H119ZM126 154H128L126 156ZM140 154V155H139ZM150 154V155H149ZM170 156H169V155ZM187 154V155H186ZM205 154L206 156H204ZM209 154V155H208ZM211 154V155H210ZM228 154V155H227ZM253 154V155H252ZM258 154V155H257ZM9 155V156H8ZM30 157L29 159L26 157ZM32 155V156H30ZM56 157H54V156ZM89 155V156H88ZM106 155V156H105ZM109 155V156H107ZM117 155V156H116ZM167 155V156H166ZM177 155V156H176ZM195 155V156H193ZM199 155H201L199 157ZM218 155V156H217ZM244 155V156H243ZM249 157H248V156ZM252 155V156H251ZM257 155V156H256ZM16 156V157H15ZM36 156V157H35ZM88 156V157H87ZM97 156V157H95ZM105 156V157H104ZM112 156V157H111ZM136 156V157H134ZM143 156V157H142ZM152 156V157H151ZM203 156V157H202ZM210 156V157H209ZM214 156V157H213ZM222 156V157H221ZM238 156V157H237ZM3 157V158H2ZM13 161V167L2 169L5 158ZM11 157V158H10ZM15 161H14V158ZM26 157V158H25ZM32 157V158H31ZM39 157V158H38ZM73 157V160H72ZM77 157V158H76ZM94 157V158H93ZM111 157V158H110ZM119 157V159H118ZM122 160H121V158ZM124 157V158H123ZM140 157V158H139ZM146 157V158H145ZM183 157V158H182ZM212 157V158H211ZM240 157V158H239ZM257 157V158H256ZM2 158V159H1ZM60 158V159H59ZM85 158V159H84ZM89 158L91 160H89ZM97 158V159H96ZM113 158V159H112ZM130 158V159H128ZM167 158V159H166ZM200 158V159H197ZM208 158V159H207ZM237 158V159H236ZM243 158V159H242ZM252 158H255V160ZM260 158V159H259ZM39 159V160H38ZM46 159V160H45ZM49 159V160H48ZM52 159V160H51ZM56 159V160H55ZM68 159V160H67ZM76 159V160H75ZM79 159V160H78ZM105 159V160H104ZM127 159V160H126ZM140 159V160H139ZM162 159V160H161ZM194 159V160H193ZM204 159V160H203ZM235 159V160H234ZM3 160V161H2ZM24 160H27V164ZM32 160V161H30ZM39 162H38V161ZM51 161L50 163L48 161ZM87 160V161H86ZM89 160V161H88ZM93 160V161H92ZM98 160V161H97ZM116 160V161H115ZM131 160V161H130ZM134 160V161H133ZM139 160V161H138ZM187 160V161H186ZM221 160V161H220ZM17 161V163H15ZM45 161V162H44ZM65 161V162H62ZM82 161V162H81ZM85 161V162H84ZM96 163H95V162ZM103 161V162H102ZM121 161V162H120ZM123 161V162H122ZM170 161V162H169ZM191 161V162H190ZM200 161V162H199ZM202 161V162H201ZM216 161V162H215ZM249 161V162H248ZM23 162V163H22ZM30 162V163H29ZM90 162V164H89ZM92 162V163H91ZM98 162V163H97ZM136 164H135V163ZM163 162V163H162ZM224 164H223V163ZM248 162V163H247ZM46 163V164H44ZM52 163V165H51ZM56 163V164H55ZM63 163V164H61ZM95 163V164H93ZM113 163V164H112ZM146 163V164H145ZM200 163V164H199ZM204 163V164H202ZM210 163V164H208ZM251 163V164H250ZM25 166H24V165ZM35 164V165H34ZM53 164L55 166H53ZM197 164V168L195 167ZM28 165V166H26ZM32 165V166H31ZM66 165V166H65ZM88 165V166H87ZM101 165L103 171L97 175L92 174ZM105 165V166H103ZM108 165V166H107ZM132 165V166H128ZM156 165V167H155ZM175 165V166H174ZM178 165V166H176ZM181 165V167H180ZM187 165V166H186ZM207 165V166H205ZM254 165V166H253ZM21 166V167H20ZM23 166V167H22ZM82 166V167H81ZM115 166V167H114ZM154 166V167H153ZM163 166V167H162ZM204 166V167H203ZM27 167V168H26ZM36 167V168H35ZM39 167V169H38ZM62 167V168H59ZM79 167V168H77ZM106 167V168H105ZM131 167V168H129ZM159 167V168H158ZM170 169H169V168ZM200 167V168H198ZM220 167V168H219ZM10 168V169H9ZM17 168H19V171ZM21 168V169H20ZM52 168V169H51ZM54 168V169H53ZM89 168V169H88ZM105 168V170H104ZM124 168V169H123ZM136 170H135V169ZM153 168V169H152ZM183 168V169H182ZM191 168V169H190ZM213 168V169H212ZM12 169V170H11ZM32 169V170H31ZM42 169V170H41ZM84 169V170H83ZM86 169V170H85ZM93 169V170H91ZM114 169V170H113ZM152 169V170H151ZM197 169V170H196ZM2 170V171H1ZM10 170V171H9ZM17 172L15 173L14 172ZM17 170V171H16ZM37 170V171H36ZM65 170V171H63ZM73 170V171H72ZM88 170V171H87ZM90 170V172H89ZM160 170V171H159ZM175 170V171H174ZM183 170V171H182ZM9 171V172H8ZM31 171V172H30ZM33 171V172H32ZM36 171V172H35ZM61 171V173H60ZM68 171V172H67ZM107 171V172H105ZM110 171V172H109ZM112 171V172H111ZM113 171H116L113 173ZM124 171V172H123ZM127 171H129L127 173ZM142 171V172H141ZM14 172V174L12 173ZM23 172V173H22ZM31 176H30V173ZM36 174H35V173ZM58 172V173H57ZM70 172V173H69ZM81 172V173H79ZM136 172V173H135ZM141 172V173H140ZM145 172V173H144ZM162 174H161V173ZM166 172L165 174H163ZM33 173V174H32ZM71 175H69V174ZM120 173V174H119ZM149 173V174H148ZM158 173V175H157ZM185 175H184V174ZM192 173V174H191ZM224 173V174H223ZM6 174V175H5ZM16 174V176H15ZM26 174V175H25ZM29 174V175H28ZM39 174V176H38ZM57 174V175H56ZM75 174V175H74ZM81 174V175H79ZM89 174V175H88ZM151 174V175H150ZM156 174V176H155ZM180 174V175H179ZM213 174L212 176H210ZM217 174V175H216ZM17 177V178H15ZM35 175V176H33ZM52 175V176H51ZM62 175V176H61ZM64 175V176H63ZM89 177H88V176ZM95 175V176H94ZM140 175V176H139ZM150 175V176H148ZM166 175V176H165ZM202 175V176H200ZM219 175V176H218ZM221 175V176H220ZM236 175V176H235ZM2 176V177H1ZM28 178H26V177ZM50 176V177H49ZM57 176V177H56ZM61 176V177H60ZM102 176V177H99ZM105 176V177H104ZM130 176V177H129ZM138 176V177H137ZM162 176V177H160ZM224 176V177H222ZM7 177V179H5ZM14 177V179H13ZM33 177V178H32ZM41 177V178H38ZM56 177V180H55ZM64 177V178H63ZM68 177V178H66ZM79 177V180H78ZM81 177V178H80ZM108 177V178H107ZM116 177V178H115ZM158 177L159 179H156ZM164 177V178H163ZM220 177V178H219ZM238 177V178H237ZM240 177V178H239ZM20 178V179H19ZM71 178V179H70ZM77 178V179H76ZM96 178V179H95ZM125 178V179H124ZM141 178V179H140ZM152 178V179H151ZM209 178V179H208ZM234 178V179H233ZM2 179V180H1ZM5 179V180H4ZM10 179V180H9ZM18 179L20 181H18ZM36 181V183L33 181ZM41 179V180H39ZM49 179V180H47ZM71 181H69V180ZM74 179V180H72ZM81 179V180H80ZM123 179V180H122ZM139 179V180H138ZM167 179V180H166ZM181 181H180V180ZM189 179V180H187ZM197 179V180H196ZM236 179V180H235ZM16 180V182H15ZM25 180V181H24ZM26 180L29 183L26 182ZM32 180V181H31ZM40 182H39V181ZM66 182H65V181ZM68 180V181H67ZM83 180V181H82ZM156 180V181H155ZM162 180V181H161ZM201 180V181H200ZM214 180V181H213ZM246 182H245V181ZM2 181V183H1ZM11 181L10 185L9 182ZM14 181V182H13ZM80 181V182H77ZM87 181V182H86ZM91 181V182H90ZM110 181V182H109ZM113 181V183H111ZM122 181V182H121ZM152 181V182H151ZM160 182L158 184H154ZM229 181V182H228ZM231 181V182H230ZM233 181V182H232ZM21 184L19 186V184ZM34 182V183H31ZM71 182V183H69ZM74 182V183H73ZM100 182V183H99ZM115 182V183H114ZM118 182V183H117ZM128 182V183H126ZM171 182V183H170ZM190 182V183H189ZM197 182L203 184L201 201L196 193ZM210 182V183H207ZM15 183V184H14ZM53 186H52V184ZM82 183V185H81ZM89 183V184H88ZM99 187L100 194L92 195L90 185ZM98 183V184H97ZM166 183V184H165ZM223 183V184H222ZM232 183V184H231ZM249 183V184H248ZM2 184V185H1ZM6 184V185H4ZM25 184V185H24ZM47 184V186H46ZM50 184V185H49ZM100 184V185H99ZM103 184V185H102ZM112 184V186H111ZM120 184V185H119ZM125 184V185H124ZM164 184V185H163ZM176 184V185H175ZM239 184V185H238ZM253 184V185H252ZM24 185V186H23ZM31 185L30 189L29 186ZM64 185V186H63ZM74 187H73V186ZM87 185V186H86ZM92 185V186H93ZM110 185V186H109ZM118 185V186H117ZM122 185V186H121ZM129 185V186H128ZM135 185V186H134ZM144 185V186H143ZM152 185V186H151ZM166 185V186H165ZM170 185V186H169ZM174 185V186H173ZM212 185V186H211ZM238 185V186H237ZM17 186V187H16ZM23 186V188H22ZM33 186V187H32ZM62 186V187H61ZM69 186V187H68ZM86 186V187H85ZM125 188H124V187ZM148 186L149 188H147ZM151 186V187H150ZM154 186V187H153ZM161 186V187H160ZM14 187V188H13ZM21 187V188H20ZM26 187V188H25ZM35 187V188H34ZM37 187V188H36ZM66 187L65 193L61 188ZM68 187V189H67ZM73 187V189H72ZM76 187H78L76 189ZM119 187L118 189H116ZM128 187V188H127ZM137 187V188H136ZM144 187V188H143ZM146 187V188H145ZM154 189H153V188ZM157 187V189H156ZM222 187V188H221ZM16 188V189H15ZM34 188V190H33ZM51 188V190H50ZM53 188V190H52ZM55 188L57 191H55ZM71 188V189H70ZM80 188V189H79ZM105 188V190H104ZM112 188V189H111ZM7 189V190H6ZM28 189V190H27ZM42 189V190H40ZM70 189V190H69ZM82 189V190H81ZM110 189V190H109ZM148 189V190H147ZM178 189V190H177ZM21 190H23L21 192ZM64 193L66 203L58 201L61 191ZM72 190V191H71ZM89 192H88V191ZM124 190V191H123ZM207 190V191H206ZM30 191V192H29ZM38 198V208L34 214L28 216L30 206L34 199V193ZM69 191V192H68ZM75 191L77 193H75ZM113 191V192H111ZM117 196H116V193ZM128 191V193H127ZM137 191V192H136ZM194 191V192H193ZM25 192V193H24ZM27 192V193H26ZM29 192V194H28ZM45 192V193H44ZM56 192L58 194H56ZM71 192V193H70ZM82 192V193H81ZM103 192V193H102ZM136 192V193H135ZM140 192V193H139ZM147 192V193H146ZM187 195H186V193ZM190 192V193H189ZM44 195V196H42ZM53 193V194H52ZM55 193V194H54ZM107 197H106V195ZM171 193V194H170ZM175 193V194H174ZM17 194V195H15ZM24 194V195H21ZM73 194V195H72ZM82 194V195H81ZM148 194V195H147ZM195 194V195H193ZM217 194V195H216ZM48 195V196H47ZM92 195V197L90 196ZM104 198H103V196ZM113 195V196H112ZM127 195V196H125ZM129 195V196H128ZM137 196L141 201L137 204V211L131 215L120 214L118 209L129 201L132 196ZM169 195V196H168ZM175 195V196H174ZM216 195V196H215ZM224 195V196H223ZM28 196V197H27ZM30 196V197H29ZM43 198H40V197ZM88 196V197H87ZM91 198H90V197ZM111 198H110V197ZM123 196V197H122ZM131 196V197H130ZM157 199H156V197ZM174 196V197H173ZM189 196V197H188ZM1 197V196H0ZM22 197V198H21ZM26 199H25V198ZM113 197V199H112ZM121 197V198H120ZM184 197V198H183ZM68 198V199H67ZM88 198V199H87ZM90 198V199H89ZM115 198V199H114ZM117 198V199H116ZM120 198V199H119ZM123 198V200H122ZM127 198V200H126ZM145 198V199H144ZM160 198V199H159ZM163 198V200H162ZM167 198V199H166ZM183 200H181V199ZM192 198V199H191ZM204 198V199H203ZM21 199L23 200L21 202ZM43 199V200H41ZM46 199V200H45ZM75 200V202L73 201ZM80 199V201L78 200ZM106 199V200H104ZM110 199V200H109ZM199 199V200H198ZM209 199V200H208ZM220 201H219V200ZM25 200V202H24ZM32 200V201H31ZM55 200V201H54ZM112 200V201H111ZM120 200V201H119ZM146 200V201H145ZM158 200V201H157ZM162 200V201H161ZM20 201V202H19ZM27 201V202H26ZM41 201V202H40ZM44 201V202H43ZM97 201V202H96ZM103 201V202H102ZM181 201V202H180ZM204 201V202H203ZM249 201V202H248ZM51 204H50V203ZM55 202V203H53ZM82 202V204H81ZM90 202V203H89ZM107 202V203H106ZM111 202V203H110ZM119 202V203H118ZM146 202V203H143ZM179 202V203H178ZM199 202V203H198ZM223 202V203H222ZM21 203V204H20ZM29 203V204H28ZM43 205H42V204ZM179 205H178V204ZM184 203V204H183ZM191 203V204H189ZM228 203V204H227ZM23 204V206H22ZM41 204V205H40ZM47 204V205H46ZM61 204V206H60ZM101 204V205H100ZM106 206H105V205ZM111 207H109V205ZM140 204V205H139ZM149 204V205H147ZM198 204V205H197ZM222 204V205H221ZM227 204V205H226ZM8 205L4 198H0V206ZM16 205V203H15ZM18 205V206H19ZM25 205V206H24ZM59 205V206H58ZM75 205H79L75 206ZM97 205V206H95ZM147 205V206H145ZM205 205V206H204ZM208 205V206H207ZM217 205V206H215ZM27 206V207H26ZM115 206V207H114ZM138 206H144L138 209ZM180 206V207H179ZM192 206V207H191ZM215 206V208H214ZM224 206V207H223ZM246 206V207H245ZM46 207V208H45ZM52 209H51V208ZM60 207V208H59ZM63 207V208H62ZM70 207V208H69ZM75 207V208H74ZM83 209H82V208ZM85 207V208H84ZM113 207V208H112ZM154 207V208H153ZM161 207V208H160ZM163 207V208H162ZM204 207V208H203ZM208 207V208H207ZM27 211H25L24 210ZM66 210H62V209ZM81 208V209H80ZM96 208V209H95ZM101 208V209H100ZM106 208V209H105ZM109 208V209H108ZM159 208V209H158ZM176 208V209H175ZM191 210H190V209ZM61 209V210H60ZM69 209V210H68ZM72 211H71V210ZM78 209V210H76ZM113 209V210H110ZM210 209V210H209ZM227 209V210H226ZM245 209V210H244ZM51 210V211H50ZM80 210V211H79ZM95 210V211H94ZM109 210V211H108ZM149 210V212H148ZM157 210V211H156ZM167 210V212H166ZM61 211V212H58ZM70 211V212H69ZM87 211V212H86ZM107 211V212H106ZM139 211V213H138ZM147 211V212H146ZM159 211V212H158ZM177 211V212H176ZM194 211V213H193ZM207 211V212H206ZM209 211V212H208ZM212 211V212H211ZM41 212L43 213L41 217ZM58 212V213H57ZM82 212V214H81ZM112 212V213H111ZM115 212V213H114ZM141 212V213H140ZM146 212V213H145ZM158 212V213H157ZM220 212V213H219ZM225 212V213H224ZM230 212V213H229ZM23 213V215H22ZM54 213V214H53ZM65 213V214H64ZM80 213V214H79ZM88 213V214H87ZM95 213V214H94ZM106 213V218L103 214ZM117 215H114L116 214ZM138 213V214H137ZM164 213V215H162ZM166 213V214H165ZM170 213V214H169ZM177 213V214H176ZM192 213V214H190ZM243 213V214H242ZM25 214V215H24ZM59 214V215H58ZM75 214V215H74ZM90 214V215H89ZM92 214V215H91ZM93 214L95 216H93ZM102 216H101V215ZM120 214V215H119ZM141 214V215H140ZM175 214V216H173ZM180 214V215H179ZM39 215V216H38ZM49 215V216H47ZM53 215V216H52ZM66 215V216H65ZM82 215V216H81ZM87 215V216H85ZM114 217H113V216ZM135 215V216H134ZM148 215V216H147ZM204 215V216H203ZM209 215V216H208ZM218 215V216H217ZM25 216V217H23ZM34 216V218H33ZM45 216H47L45 218ZM93 216V217H92ZM99 216V217H98ZM111 216V218H110ZM137 216V217H136ZM147 216V217H146ZM169 219H168V217ZM261 216V217H260ZM41 217V218H40ZM54 217V218H53ZM76 217V218H75ZM79 217V218H78ZM90 217V219H89ZM123 217V218H122ZM142 217H145V219ZM154 217V218H153ZM167 217V218H166ZM174 217V218H173ZM187 217V218H186ZM244 217V218H243ZM24 218V220H23ZM38 218V220H37ZM44 219V221L42 220ZM58 218V219H57ZM65 218V219H64ZM67 218V219H66ZM108 219L107 220L105 219ZM172 218V220H170ZM181 218V219H180ZM247 218V219H246ZM35 219V220H34ZM52 221H51V220ZM70 219V220H69ZM92 219V220H91ZM98 219V220H97ZM102 219V221H101ZM149 219V220H148ZM163 219V221H162ZM168 219V220H167ZM177 219V220H176ZM184 219V220H183ZM195 219V220H194ZM23 222H22V221ZM54 220V221H53ZM69 220V221H67ZM72 220V221H71ZM77 220V222H76ZM86 220H88L86 222ZM112 220V221H110ZM153 222H152V221ZM168 222H167V221ZM192 220V221H191ZM254 220V221H253ZM256 220V221H255ZM7 221V220H5ZM66 221L68 223H66ZM82 221V222H81ZM105 221V222H104ZM172 221V222H171ZM183 221V222H181ZM186 221V223H185ZM222 221V223H221ZM16 222V223H15ZM27 222V223H26ZM37 226H35V224ZM42 222V223H41ZM54 223L53 226L51 223ZM86 222V223H85ZM104 222V223H103ZM117 222V223H116ZM121 222V223H120ZM155 222V223H154ZM205 222V223H204ZM227 222V223H226ZM25 223V224H24ZM38 223V224H37ZM41 223V224H40ZM44 223V225H42ZM61 223V224H60ZM89 223V224H88ZM109 223V224H108ZM115 223V224H114ZM132 223V224H131ZM148 223V224H147ZM154 223V224H153ZM190 223V224H189ZM16 226H14V225ZM23 224V226H22ZM34 224V225H33ZM49 226H48V225ZM64 224V225H63ZM84 224V225H83ZM94 224V225H93ZM96 224V228H95ZM101 226H100V225ZM104 226H103V225ZM114 224V225H113ZM120 224V225H119ZM131 224V225H130ZM158 224V225H157ZM184 224V225H183ZM222 225V227L220 226ZM249 224V225H248ZM18 225V226H17ZM51 225V226H50ZM56 225V226H55ZM63 225V226H62ZM67 225V226H66ZM86 225V226H85ZM91 226V229L90 226ZM108 227H107V226ZM125 225V226H124ZM35 226V227H34ZM43 226V227H41ZM82 226V227H81ZM124 226V227H123ZM132 226V228H131ZM170 226V227H169ZM181 226V227H180ZM184 226V227H183ZM220 226V227H219ZM23 227V228H22ZM74 227V228H72ZM89 227V228H88ZM121 227V229H120ZM126 227V230H125ZM135 229H134V228ZM163 227V228H162ZM169 227V228H168ZM177 227V228H176ZM238 227V228H237ZM240 227V228H239ZM258 227V228H257ZM260 227V228H259ZM19 228V229H18ZM22 228V229H20ZM38 228H40L38 231ZM57 228V229H56ZM95 228V229H94ZM102 228L101 230H98ZM110 228V229H109ZM130 230H129V229ZM140 230H139V229ZM142 228V229H141ZM150 228V229H149ZM162 228V229H161ZM221 228V229H218ZM17 229V230H16ZM70 229V232L69 230ZM85 229V230H84ZM97 229V230H96ZM117 229V230H116ZM128 229V230H127ZM144 229V230H143ZM166 231H165V230ZM189 229V231H187ZM227 229V230H226ZM16 230V231H15ZM37 230V231H36ZM84 230V231H83ZM87 230V231H86ZM90 230H94L91 231ZM96 230V231H95ZM106 230V231H104ZM121 230V231H120ZM147 230V231H146ZM159 230V232H158ZM218 230V231H217ZM20 233H19V232ZM23 231V232H22ZM26 231V232H25ZM35 231V232H34ZM114 231V233L112 232ZM131 231V232H130ZM138 231V233H137ZM140 231V232H139ZM144 233H142V232ZM13 232V233H12ZM39 235H38V233ZM43 232V233H42ZM60 232V233H59ZM77 232V233H76ZM81 234H80V233ZM88 234H87V233ZM90 232V233H89ZM102 234H101V233ZM103 232H106L105 234ZM123 232V233H122ZM125 232V233H124ZM189 232V233H186ZM192 232V233H191ZM19 233V234H18ZM22 233V234H21ZM24 233V234H23ZM66 233V234H65ZM122 233V234H121ZM129 233V234H128ZM141 233V234H140ZM166 233V235L164 234ZM44 234V235H43ZM57 234V235H56ZM61 234V235H60ZM70 234V235H69ZM115 234V235H114ZM124 234V235H123ZM127 234V235H125ZM148 234V235H147ZM149 234H151L149 236ZM154 234V235H153ZM164 234V235H163ZM172 234V235H171ZM14 235V237H13ZM20 235V236H19ZM67 235V236H66ZM69 235V236H68ZM87 235V236H86ZM91 235V236H90ZM95 235V236H93ZM101 235V236H100ZM105 235V236H104ZM129 235V236H128ZM135 235V237H134ZM143 235V236H142ZM4 236V237H3ZM9 236V237H8ZM39 236V238H38ZM73 236V237H72ZM82 236V237H81ZM120 236H122L120 238ZM140 236V238H138ZM173 236V237H172ZM176 236V237H175ZM193 236V237H192ZM18 237V238H17ZM92 237V238H91ZM101 237V239H100ZM144 237V238H143ZM187 237V238H186ZM4 238L3 240H6ZM74 238V239H73ZM75 238L77 240H75ZM82 238V240H81ZM86 238V240H84ZM89 238V239H87ZM124 238V239H123ZM131 238V239H130ZM150 238V239H149ZM69 239V240H68ZM96 239V240H94ZM105 239V240H104ZM108 239V240H107ZM119 239V240H118ZM123 241H122V240ZM141 239V240H140ZM145 239V240H144ZM50 240V239H49ZM71 240V241H70ZM74 240V241H73ZM79 240V241H78ZM112 240V242H111ZM171 240V241H169ZM204 238L202 239V241ZM37 241V242H36ZM82 241V242H81ZM88 241V242H87ZM100 241V242H99ZM106 241V242H105ZM118 241V242H116ZM178 241V242H177ZM188 243H187V242ZM2 241V250L10 252L13 248L10 242ZM49 242V241H48ZM47 242V244H48ZM71 242V243H70ZM78 244H77V243ZM81 242V243H80ZM85 242V243H84ZM122 242V243H121ZM166 242V243H165ZM38 243V244H37ZM75 243V244H74ZM100 243V244H99ZM115 243V244H114ZM179 243V244H178ZM181 243V244H180ZM11 244V246H10ZM52 244V243H51ZM70 244H72L70 246ZM92 244V245H91ZM98 244V245H97ZM105 244V245H104ZM146 244V245H144ZM165 244V245H164ZM168 244V245H167ZM199 244V245H198ZM8 245V246H7ZM82 245V246H81ZM88 245V246H87ZM94 245V246H93ZM99 247H97V246ZM111 245V246H110ZM122 245H124L122 247ZM177 245V246H175ZM7 246V248L5 247ZM21 246V247H20ZM36 246V247H35ZM47 246V245H45ZM70 246V247H69ZM79 246V247H78ZM93 248H92V247ZM105 250H104V247ZM116 246V247H114ZM147 246V247H146ZM149 246V247H148ZM182 246V247H181ZM186 246V247H185ZM11 247V249H10ZM20 247V248H19ZM77 247V248H76ZM90 247V248H89ZM101 247V249H100ZM113 247V248H112ZM118 247L119 252H118ZM145 247V248H143ZM167 247V248H166ZM177 247V248H176ZM185 247V248H184ZM22 248V249H21ZM33 248V249H31ZM36 250H35V249ZM79 248V249H78ZM96 248V249H95ZM108 250H107V249ZM76 249V250H75ZM116 249V250H114ZM142 249V250H141ZM189 249V250H188ZM69 250V251H68ZM83 250V251H81ZM89 252H87V251ZM104 250V251H103ZM141 250V251H140ZM164 250L165 253H164ZM24 251V252H23ZM30 251V252H29ZM99 251V252H98ZM115 253V254H112ZM116 251V252H115ZM143 251V253H142ZM154 251V252H153ZM174 251V252H173ZM192 251V252H191ZM35 252V253H34ZM39 252V253H37ZM74 252V253H73ZM84 252V253H83ZM93 252V253H92ZM95 252V254H94ZM118 252V253H117ZM145 252V253H144ZM150 252V253H149ZM159 252V254H158ZM163 252V253H162ZM183 252V253H182ZM1 253V252H0ZM68 253V254H67ZM88 253V254H87ZM97 253V254H96ZM101 253V254H100ZM103 253V254H102ZM135 253V254H134ZM157 253V254H156ZM175 253V254H174ZM26 254V255H25ZM29 256H28V255ZM111 254V255H108ZM144 254V255H141ZM147 254V255H146ZM155 254V255H154ZM163 254V255H162ZM183 254V256H182ZM230 254V252H229ZM31 255V256H30ZM73 255V256H72ZM90 255V257H89ZM99 255V256H98ZM102 255V256H101ZM108 255V256H107ZM113 255V256H112ZM134 255V256H133ZM154 255V256H152ZM161 255V257H160ZM35 256V257H34ZM38 256V257H37ZM55 256V258H54ZM104 256V257H103ZM139 256V258H138ZM146 258H145V257ZM80 257L79 260H77ZM93 257V258H92ZM114 257V258H113ZM142 257V258H141ZM160 257V258H159ZM29 258V259H28ZM32 258V259H31ZM53 258V259H52ZM65 258V259H64ZM69 258V259H68ZM73 258V259H72ZM95 258V259H94ZM103 258V259H101ZM112 260H111V259ZM145 258V259H144ZM154 258V260H153ZM158 258V259H156ZM166 258V259H165ZM172 258V259H171ZM186 258V259H185ZM35 259V260H34ZM39 259V260H38ZM60 259V258H59ZM72 261H71V260ZM76 259V262H74ZM94 259V260H93ZM97 259V260H96ZM152 259V260H151ZM164 259V260H163ZM174 259V260H173ZM179 261H178V260ZM189 259V260H188ZM27 260V262H26ZM41 260V261H40ZM49 260V261H48ZM54 260V261H53ZM65 260V261H64ZM67 260V262H66ZM103 260V261H102ZM105 260V261H104ZM109 260V261H108ZM135 260V261H134ZM143 260V261H142ZM148 260V261H147ZM157 263H156V261ZM159 260V261H158ZM167 260V261H166ZM169 260V261H168ZM173 260V261H172ZM189 262H188V261ZM53 261V262H50ZM72 263H70V262ZM92 261V262H91ZM151 261V262H150ZM30 262V263H28ZM99 262V263H98ZM101 262V263H100ZM145 262V263H144ZM252 262V263H251Z\"/></svg>", "mask_w": 264, "mask_h": 264}, {"label": "bare ground", "instance_id": "6f19581e", "mask_svg": "<svg viewBox=\"0 0 264 264\" xmlns=\"http://www.w3.org/2000/svg\"><path fill=\"white\" fill-rule=\"evenodd\" d=\"M5 1V0H4ZM8 1H10V3H11V0H8ZM13 1V0H12ZM66 0H15V2H13L14 3V5H13V7L11 6V9L10 10H8V11H3L4 13H3V16H2V19H3V23H2V27H3V30H4V33L6 34V35H8V36H10V37H12V38H17V37H19L17 40H15L16 42H12V41H14V40H11V42H3V46H2V48L0 49V91H2V92H5V93H3V94H6L5 95V98H4V100L2 101V99H0V101H2V106L3 107H5L4 109H6V108H8V106H10L11 105V103H12V101H13V106H14V95H13V93L15 92L14 90H15V88H16V82H15V80L13 81V77L15 76H19V75H22L23 74V72L25 71V70H23L24 69V67L25 66H29V65H31L32 63H33V61H34V59L36 58V53L38 52V50H39V48H41L42 46H44L43 44H42V39L41 38H39L38 36V38L37 37H35L33 40H29V42H28V38H27V36H30L31 37V35H33V33H34V28L35 27H37V28H39V27H43V29L45 28V27H49L50 26V28H52L51 27V25H49L50 23H51V20L47 17V18H43V17H40L38 14H37V12H39V11H42L44 8H46V6H47V4L48 3H50L51 4V2L52 3H57L56 5L54 4V6H57V5H62V3L63 2H65ZM83 1L84 0H82L81 1V5H79L80 6V8L81 9H85V8H87L86 7V5H87V3H86V0H85V4L83 3ZM88 1H91V2H93V1H97V0H88ZM87 1V2H88ZM110 1V0H109ZM139 2H141V3H144V4H146L148 7H150V8H152L153 10H156V8H157V2L156 1H154V0H138ZM162 1V0H161ZM167 3H169V2H171V1H175V2H178L179 3V1L180 0H165ZM193 1V0H192ZM203 1V0H202ZM202 1H200V2H202ZM206 1V0H205ZM211 1V0H210ZM215 1V0H214ZM229 1H232V0H229ZM260 1V0H259ZM77 2V1H76ZM136 2V1H135ZM219 2V1H218ZM221 2H222V0H221ZM220 2V3H221ZM225 2V1H224ZM234 2V1H233ZM245 0H241V4H245ZM66 3V2H65ZM192 3H194V2H192ZM207 3V2H206ZM239 3V4H240ZM5 4H7V3H5ZM98 4V3H97ZM128 4V3H127ZM135 4H137V3H135ZM139 4V3H138ZM163 4V3H162ZM170 4H172V3H170ZM183 4V3H182ZM190 4V3H189ZM197 4H199V3H197ZM201 4V3H200ZM223 4V3H222ZM232 4V3H231ZM4 5V4H3ZM8 6H9V4H7ZM91 5H92V3H91ZM111 5V4H110ZM117 5V4H116ZM129 5V4H128ZM183 5H185V4H183ZM67 6H68V4H67ZM70 6V5H69ZM105 6V5H104ZM158 6H160V5H158ZM166 6V5H165ZM215 8H218L220 5H219V3H215V5H213ZM235 6H237V5H235ZM4 8H5V6H3ZM49 7H50V5H49ZM72 7V6H71ZM93 7V6H92ZM96 7H97V5H96ZM96 7H95V9H96ZM161 7V6H160ZM195 7V6H194ZM194 7H192V8H194ZM230 7V6H229ZM249 7V6H248ZM9 8H10V6H9ZM53 8H55V7H53ZM91 8V7H90ZM105 8V7H104ZM118 8V7H117ZM165 8V7H164ZM183 8V7H182ZM199 9H200V12L199 13H196L194 16H192V17H190V18H185V17H183L182 18V21H184L185 22V24H187V26L186 27H188L189 28V30H190V32L191 33H193V34H197V35H202L204 32V27H205V25H206V23L213 17L212 15H210V6L209 5H207V4H202V5H200L199 7H198ZM223 8V7H222ZM226 8V7H225ZM48 9V6H47V8H46V10ZM50 9V8H49ZM60 9V8H59ZM92 9V8H91ZM97 9H98V7H97ZM141 9V8H140ZM158 10H159V8H157ZM166 9V8H165ZM181 9V8H180ZM231 9V8H230ZM236 9V8H235ZM71 10H73V9H71ZM70 10V11H71ZM76 10V9H75ZM89 10V9H88ZM133 10V9H132ZM170 10V8L168 9L167 8V11H169ZM189 10V9H188ZM217 10V9H216ZM234 10V9H233ZM246 10V9H245ZM49 11V10H48ZM51 11H53V10H51ZM51 11H49V12H51ZM57 12L59 11V10H56ZM61 11V10H60ZM85 11V10H84ZM90 11H92V10H90ZM109 11V10H108ZM119 11V10H118ZM151 11V10H150ZM165 11V10H164ZM173 11V10H172ZM172 11H170L171 13H173ZM182 11V10H181ZM187 11V10H186ZM185 11V12H186ZM190 11V10H189ZM222 11V10H221ZM250 11H252L251 9H250ZM47 12V11H46ZM57 12H56V14H57ZM81 12H82V10H81ZM106 12V11H105ZM104 12V13H105ZM132 12V11H131ZM153 12V11H152ZM169 12V13H170ZM247 12V11H246ZM244 13V14H242V15H239L237 18H235V15L233 14V12L231 11V10H226V11H224V12H221L220 14H216V20H217V22L218 23H220V29H221V32H222V30L223 29H228V33H227V37L229 38V43L228 44H223V45H225V46H222V47H219V48H221V50H222V52L223 53H225V54H227L228 55V57H229V55L230 56H234V57H238V56H241V53H242V50H243V54H244V52L245 51H251V52H257L258 53V61H259V64H258V68L260 69V71H262V72H264V14H263V12L262 11H260V10H258V12L256 13V16H257V18H258V20L256 19L255 20V18H253V16L252 15H249L248 13ZM77 13V12H76ZM91 13V12H90ZM92 13H93V11H92ZM98 13V12H97ZM124 13V12H123ZM127 13V12H126ZM135 13H136V11H135ZM158 13V12H157ZM161 13V12H160ZM170 13V14H171ZM175 13V12H174ZM189 13V12H188ZM213 13H214V10H213ZM236 13V12H235ZM239 13H240V11H239ZM47 14V13H46ZM83 14V13H82ZM96 14V13H95ZM113 14H115V13H113ZM159 14V13H158ZM162 14H164V13H162ZM166 14H167V12H166ZM182 14V13H181ZM183 14H184V12H183ZM183 14H182V16H183ZM51 15H52V13H51ZM69 15V14H68ZM81 15V14H80ZM79 15V16H80ZM93 15L94 14H92V17H93ZM98 15V14H97ZM103 15V14H102ZM132 15V14H131ZM139 15V17H140V14H138ZM142 15V14H141ZM144 15V14H143ZM179 15V14H178ZM47 16V15H46ZM50 16V15H49ZM60 16V15H59ZM67 16V15H66ZM73 17H74V15H72ZM85 16V15H84ZM100 16V15H99ZM108 16V15H107ZM115 16V15H114ZM127 16V15H126ZM137 16V15H136ZM153 16V15H152ZM156 16H158V15H156ZM169 16V15H168ZM255 16V15H254ZM54 17V16H53ZM56 17H57V15H56ZM89 17V16H88ZM101 17H103V16H101ZM116 17V16H115ZM134 17H135V15H134ZM172 17H173V15H172ZM180 17V16H179ZM79 18V17H78ZM80 18H82V17H80ZM94 18V17H93ZM104 18V17H103ZM107 18V17H106ZM117 18V17H116ZM145 18V17H144ZM147 18V17H146ZM149 18V17H148ZM147 18V19H148ZM162 18V17H161ZM178 18V17H177ZM57 19V18H56ZM73 19V18H72ZM84 19H85V17H84ZM105 19V18H104ZM122 19V18H121ZM167 19V18H166ZM173 19V18H172ZM176 19V18H175ZM1 20V19H0ZM27 21V20H30V22L31 23H29V24H31V26L33 27L32 29H30V30H28V32H26L25 34H23V35H21V31L19 32V28H18V21ZM59 20V19H58ZM74 20V19H73ZM92 20H94V19H92ZM96 20V19H95ZM120 20V19H119ZM137 20H138V18H137ZM141 20V19H140ZM174 20V19H173ZM179 20V19H178ZM177 20V21H178ZM64 21H65V19H64ZM88 21V23H89V20H87ZM111 21H113V20H111ZM126 21V20H125ZM125 21H124V24H125ZM136 21V20H135ZM154 21V20H153ZM167 21V20H166ZM175 21V20H174ZM1 22V21H0ZM76 22V21H75ZM81 22V21H80ZM96 22V21H95ZM119 22V21H118ZM122 22V21H121ZM140 22V21H139ZM176 22V21H175ZM24 23V22H23ZM27 23V22H26ZM57 23V22H56ZM64 23V22H63ZM72 23V22H71ZM83 23H84V21H83ZM86 23V22H85ZM84 23V24H85ZM123 23V22H122ZM136 23H137V21H136ZM141 23V22H140ZM139 23V24H140ZM162 23V22H161ZM179 23V22H178ZM181 23V22H180ZM179 23V24H180ZM79 24V23H78ZM83 24V25H84ZM101 24V23H100ZM109 24H110V22H109ZM117 24H119V23H117ZM133 24V23H132ZM147 24V23H146ZM154 24V23H153ZM163 24V23H162ZM20 25V24H19ZM53 25V24H52ZM74 25V24H73ZM82 25V26H83ZM103 25V24H102ZM114 25V24H113ZM168 25V24H167ZM167 25H165L164 24V26H167ZM172 25V24H171ZM71 26V25H70ZM79 26V25H78ZM159 26H160V24H159ZM159 26H158V28H159ZM163 26V25H162ZM241 27L242 28V34H239L240 33V31H239V29H238V31H239V33H238V31H237V27ZM2 27H1V29H2ZM61 27H63V25H61ZM64 27H65V24H64ZM95 27V26H94ZM94 27H93V30H94ZM102 27V26H101ZM127 27V26H126ZM125 27V28H126ZM154 27V26H153ZM152 27V28H153ZM156 27V26H155ZM178 27V26H177ZM36 28V29H37ZM49 28V29H50ZM67 28V27H66ZM117 28H118V26H117ZM121 28V27H120ZM123 28V27H122ZM135 28V27H134ZM139 28V27H138ZM142 28V27H141ZM150 28V27H149ZM151 28V29H152ZM165 28V27H164ZM173 28V27H172ZM55 29V28H54ZM68 29V28H67ZM77 29H78V27H77ZM99 29V28H98ZM114 29V28H113ZM131 29H132V27H131ZM156 29V28H155ZM154 29V30H155ZM161 29H163V28H161ZM161 29H159V30H161ZM23 30H25V29H23ZM42 30V29H41ZM64 30V29H63ZM90 30V29H89ZM92 30V31H93ZM104 30V29H103ZM103 30H101V31H103ZM118 30V29H117ZM141 30V29H140ZM172 30V29H171ZM182 30H184V29H182ZM188 30V29H187ZM208 30V29H207ZM215 30V29H214ZM40 31V30H39ZM46 31V30H45ZM53 31V30H52ZM56 31V30H55ZM65 31H67V30H65ZM98 31V30H97ZM104 31H106V30H104ZM116 31V30H115ZM136 31V30H135ZM166 31V30H165ZM2 32V31H1ZM25 32V31H24ZM30 32V33H29ZM43 32H44V30H43ZM71 32V31H70ZM69 32V33H70ZM87 32V31H86ZM100 32V31H99ZM176 32V31H175ZM187 32V31H186ZM206 32H208V31H206ZM218 32H219V30H218ZM4 33H2V34H4ZM23 33V32H22ZM67 33V32H66ZM109 33V32H108ZM114 33V32H113ZM132 33V32H131ZM137 33V32H136ZM145 33V32H144ZM148 33V32H147ZM146 33V34H147ZM159 33H160V31H159ZM174 33V32H173ZM177 33V32H176ZM1 33H0V35L1 36H4V35H2ZM38 34H39V32H38ZM45 34V33H44ZM81 34V33H80ZM88 34V33H87ZM86 34V35H87ZM101 34V33H100ZM107 34V33H106ZM127 34H129V33H127ZM149 34V33H148ZM147 34V35H148ZM207 34V33H206ZM67 35H68V33H67ZM85 35V34H84ZM89 35H90V33H89ZM105 35V34H104ZM122 35V34H121ZM125 35V34H124ZM162 35V34H161ZM168 35V34H167ZM172 35V34H171ZM170 35V36H171ZM177 35V34H176ZM184 35H185V33H184ZM189 35V34H188ZM187 35V36H188ZM196 35V36H197ZM208 35V34H207ZM212 35V34H211ZM210 35V36H211ZM216 35V34H215ZM224 35V34H223ZM43 36V35H42ZM55 36V35H54ZM62 36H63V34H62ZM61 36V37H62ZM71 36V35H70ZM73 36V35H72ZM76 36V35H75ZM79 36V35H78ZM77 36V37H78ZM82 36H83V34H82ZM92 35H90V37H91ZM119 36V35H118ZM128 36V35H127ZM140 36V35H139ZM149 36H150V34H149ZM220 36H221V33H220ZM225 36V35H224ZM34 37V36H33ZM32 37V38H33ZM60 37V38H61ZM87 37H88V35H87ZM105 37V36H104ZM107 37V36H106ZM115 37V36H114ZM117 37V36H116ZM144 37H146V36H144ZM152 37H154V36H152ZM174 37V36H173ZM178 37V36H177ZM176 37V38H177ZM217 37V36H216ZM1 38V37H0ZM50 38H52V36L50 37ZM66 38V37H65ZM64 38V39H65ZM73 38H74V36H73ZM73 38H71V39H73ZM84 38H85V36H84ZM83 38V39H84ZM92 38V37H91ZM90 38V40H92ZM98 38V37H97ZM155 38V37H154ZM158 38V37H157ZM161 38V37H160ZM159 38V39H160ZM167 38V37H166ZM170 38H172V37H170ZM182 38V37H181ZM227 38V39H228ZM3 39H6L5 37L3 38ZM30 39V38H29ZM47 39V38H46ZM75 39V38H74ZM73 39V40H74ZM77 39V38H76ZM81 39V38H80ZM87 39H89V37L87 38ZM101 39H103L102 37H101ZM100 39V40H101ZM113 39V38H112ZM115 39V38H114ZM118 39V38H117ZM122 39V38H121ZM142 39H144V38H142ZM163 39V38H162ZM165 39V38H164ZM185 39V38H184ZM189 39V38H188ZM188 39H187V41H188ZM214 39V38H213ZM220 39V38H219ZM226 39V40H227ZM59 40V39H58ZM79 40V39H78ZM105 40V39H104ZM168 40V39H167ZM175 40V39H174ZM183 40V39H182ZM186 40V39H185ZM184 40V41H185ZM53 41V40H52ZM56 41H57V39H56ZM80 41V40H79ZM88 41V40H87ZM96 41V40H95ZM111 41V40H110ZM123 41V40H122ZM125 41V40H124ZM140 41V40H139ZM171 41V40H170ZM190 41V40H189ZM188 41V42H189ZM195 41V40H194ZM218 41V40H217ZM121 42V41H120ZM149 42V41H148ZM172 42H174V41H172ZM178 42V41H177ZM187 42V43H188ZM208 42V37L206 38V35H204V37L203 36H200L199 38H198V45L201 47V48H203V50H204V52L206 53V54H208L209 53V51H208V49H207V43ZM224 42V41H223ZM227 42V41H226ZM225 42V43H226ZM244 42H245V44H244ZM2 43V42H1ZM60 43V42H59ZM69 43H71V41L69 42ZM75 43H79V42H75ZM143 43H145V42H143ZM143 43H141V44H143ZM158 43V42H157ZM162 44H163V42H161ZM166 43L168 44V42L166 41ZM170 43V42H169ZM185 42H182V44H184ZM209 43V42H208ZM214 43H216V41L214 42ZM221 43V42H220ZM55 44H58V42L57 43H55ZM61 44V43H60ZM83 44V43H82ZM92 44V43H91ZM125 44H127V40H126V43ZM124 44V45H125ZM138 43L136 42V45H137ZM149 44V43H148ZM174 44V43H173ZM177 44V43H176ZM211 44V43H210ZM69 45V44H68ZM101 45V44H100ZM103 45H104V43H103ZM106 45V44H105ZM109 45V44H108ZM121 45V44H120ZM166 45V44H165ZM165 45H163L164 47H165ZM180 45V44H179ZM218 45H220V44H218ZM53 46V45H52ZM55 46V45H54ZM57 46H59V45H56V47ZM117 46V44L115 45V47ZM118 46H119V44H118ZM128 46V45H127ZM130 46V45H129ZM153 47H154V45H152ZM159 46V45H158ZM173 46V45H172ZM186 46V45H185ZM191 46V45H190ZM196 46V45H195ZM79 47H81V46H79ZM90 47H92V46H90ZM106 47V46H105ZM130 47H132V45L130 46ZM163 47V48H164ZM169 47V46H168ZM209 47V46H208ZM51 48V47H50ZM89 48V47H88ZM95 48V47H94ZM93 48V49H94ZM101 48V47H100ZM103 48V47H102ZM101 48V49H102ZM111 48V47H110ZM117 48V47H116ZM125 48H126V46H125ZM142 48V47H141ZM141 48H139V46L137 47V48H135L137 51H141ZM172 48H175V47H172ZM185 48V47H184ZM191 48V47H190ZM44 49V48H43ZM58 49V48H57ZM69 49H70V54L69 55H65L66 57L64 58L65 59V61H63L62 59H61V61H62V64H58L59 66L58 67H56L57 68V70L56 71H58L59 73L61 72V77H59L58 78V80L56 81L57 82V87L59 88V90L60 91H64V90H66L71 84H72V81L76 78V76L78 75V73H79V69H80V63H82V62H80L79 63V61H80V59H83L84 61H86L87 62V60L88 61H93V60H100V58H101V56L99 55V53H95L96 51H97V49H95L96 51L95 52H91L90 51V49H88L89 51H83V50H81L80 48L78 49V47H76V46H74V45H71V46H69ZM108 49V48H107ZM150 49V48H149ZM159 49V48H158ZM180 49V48H179ZM186 49V48H185ZM193 49V48H192ZM196 49V48H195ZM41 50V49H40ZM55 50V49H54ZM91 50H92V48H91ZM106 50V49H105ZM110 50V49H109ZM114 50H115V48H114ZM117 50V49H116ZM125 50V49H124ZM199 50V49H198ZM59 51V50H58ZM62 51V50H61ZM136 51V52H137ZM143 51V50H142ZM145 51V50H144ZM158 51V50H157ZM160 51V50H159ZM176 51H178V50H176ZM217 51V50H216ZM49 52H51V50L49 51ZM56 52V51H55ZM111 52V51H110ZM203 52V51H202ZM250 52V53H251ZM102 53V52H101ZM115 53V52H114ZM121 53V52H120ZM144 53V52H143ZM148 53V52H147ZM151 53V52H150ZM168 53V52H167ZM185 53L186 54H189L190 53V50L189 49H186L185 50ZM184 53V54H185ZM42 54V53H41ZM48 54V53H47ZM51 54V53H50ZM64 54V53H63ZM105 54V53H104ZM109 54V53H108ZM116 54H118V53H116ZM130 54V53H129ZM134 54V53H133ZM149 54V53H148ZM183 54V53H182ZM193 54V53H192ZM248 54V53H247ZM246 54V55H247ZM254 54V53H253ZM40 55V54H39ZM54 55V54H53ZM102 55V54H101ZM110 55V54H109ZM112 55V54H111ZM110 55V56H111ZM123 55H125V54H123ZM153 55V54H152ZM155 55V54H154ZM157 55V54H156ZM179 55V54H178ZM223 55V54H222ZM51 57H52V55H50ZM104 56V55H103ZM121 56V55H120ZM119 56V57H120ZM138 56V55H137ZM150 56V55H149ZM182 56V55H181ZM192 56V55H191ZM194 56V55H193ZM254 56V55H253ZM45 57V56H44ZM49 57V56H48ZM64 57V56H63ZM156 57H160V56H156ZM172 57V56H171ZM175 57V56H174ZM180 57V56H179ZM197 57V56H196ZM41 58H43V57H41ZM103 58H105V56L103 57ZM108 58L111 60V58L108 56ZM114 58V57H113ZM121 58V57H120ZM128 58V57H127ZM131 58V57H130ZM153 58V57H152ZM168 58V57H167ZM191 58H193V57H191ZM199 58V57H198ZM215 58V57H214ZM242 58H244V57H242ZM40 59V58H39ZM53 59H54V57H53ZM117 59V58H116ZM162 59V58H161ZM171 59V58H170ZM190 59V58H189ZM254 59V58H253ZM57 60V59H56ZM108 60V59H107ZM121 60V59H120ZM140 60V59H139ZM158 60V59H157ZM182 60V59H181ZM214 60H216V59H214ZM219 60V59H218ZM217 60V61H218ZM256 60V59H255ZM42 61V60H41ZM45 61V60H44ZM52 61V60H51ZM55 61V60H54ZM91 61V62H92ZM113 61V60H112ZM115 61V60H114ZM129 61H130V59H129ZM129 61H126V63L127 62H129ZM175 61V60H174ZM178 61V60H177ZM208 61V60H207ZM223 61V60H222ZM225 61V60H224ZM232 61V60H231ZM231 61H228V62H230L231 63ZM235 61V60H234ZM237 61V60H236ZM252 61V60H251ZM85 62V63H86ZM95 62V61H94ZM116 62H118V61H116ZM124 62V60L122 61V63ZM134 62V61H133ZM136 62V61H135ZM143 62V61H142ZM153 62V61H152ZM204 62V61H203ZM263 62V63H262ZM22 63H24L25 65H23ZM55 63V62H54ZM61 63V62H60ZM93 63V62H92ZM99 63V62H98ZM102 63H103V61H102ZM149 63H151V62H149ZM157 63V62H156ZM179 63V62H178ZM180 63H181V61H180ZM185 63H187V62H185ZM215 63V62H214ZM230 63H228V64H230ZM83 64V63H82ZM81 64V65H82ZM95 64V63H94ZM106 64V63H105ZM119 64H120V62H119ZM118 64V65H119ZM132 64V63H131ZM134 64V63H133ZM147 64H148V62H147ZM153 64V63H152ZM172 64V63H171ZM194 64V63H193ZM222 64V63H221ZM237 64V63H236ZM256 64H257V62H256ZM255 64V65H256ZM53 66H54V64H52ZM100 65V64H99ZM102 65V64H101ZM107 66H109L108 64H106ZM162 65V64H161ZM182 65H183V63H182ZM188 65V64H187ZM238 65H240L239 63H238ZM238 65H237V67H238ZM243 65V64H242ZM241 65V66H242ZM57 66V65H56ZM116 66H117V64H116ZM125 66V65H124ZM129 66H130V63H129ZM134 66V65H133ZM146 66V65H145ZM153 66V65H152ZM165 66V65H164ZM186 66V65H185ZM210 66V65H209ZM233 66V65H232ZM245 66L248 68L249 67V69H250V66H248L247 64H245ZM44 68H45V66H43ZM48 67V66H47ZM87 67V66H86ZM85 67V68H86ZM102 67V66H101ZM101 67H99V68H101ZM111 67H113V66H111ZM158 67V66H157ZM161 67V66H160ZM189 67V66H188ZM216 67H218V65L216 66ZM221 67V66H220ZM228 67V66H227ZM244 67V66H243ZM243 67L241 68V69H243ZM53 68V67H52ZM89 68L91 69V67L89 66ZM96 68V67H95ZM99 68H96V69H99ZM107 68V67H106ZM128 68V67H127ZM166 68V67H165ZM168 68V67H167ZM178 68V67H177ZM184 68V67H183ZM199 68V67H198ZM201 68V67H200ZM222 68V67H221ZM40 69V68H39ZM42 69V68H41ZM51 69V68H50ZM54 69V68H53ZM103 69V68H102ZM116 69V68H115ZM122 69V68H121ZM143 69V68H142ZM151 69H152V67H151ZM171 69V68H170ZM179 69V68H178ZM182 69V68H181ZM186 69V68H185ZM184 69V70H185ZM233 69V68H232ZM249 69H247V70H249ZM55 70V69H54ZM92 70H94L93 68H92ZM118 70V69H117ZM120 70V69H119ZM131 70V69H130ZM143 70H145V69H143ZM158 70H159V68H158ZM165 70V69H164ZM163 70V71H164ZM194 70H196V69H194ZM211 70V69H210ZM231 70V69H230ZM236 70H240V69H236ZM251 70V69H250ZM256 70H258L257 68H256ZM89 71V70H88ZM100 71H101V69H100ZM132 71V70H131ZM162 71V70H161ZM170 71H172V70H170ZM191 71V70H190ZM198 71V70H197ZM244 71H245V69H244ZM259 71V72H260ZM26 72V71H25ZM39 72V71H38ZM42 72V71H41ZM41 72L39 73L40 75H41ZM92 71H90V73H91ZM108 73H109V71H107ZM129 72V71H128ZM140 72V71H139ZM199 72V71H198ZM201 72H202V70H201ZM200 72V73H201ZM204 72V71H203ZM209 72V71H208ZM218 72V71H217ZM30 73H32V72H30ZM43 73V72H42ZM46 73V72H45ZM56 73V72H55ZM93 73V72H92ZM95 73H96V71H95ZM94 73V74H95ZM120 73H121V71H120ZM124 73V72H123ZM131 73V72H130ZM143 73V72H142ZM150 73H151V71H150ZM164 73V72H163ZM192 73V72H191ZM219 73V72H218ZM223 73V72H222ZM239 73V72H238ZM248 73V72H247ZM26 74V73H25ZM38 74V73H37ZM52 74V73H51ZM101 74H103V73H101ZM148 74V73H147ZM166 74H168V73H166ZM173 74V73H172ZM176 74V73H175ZM198 74V73H197ZM227 74V73H226ZM236 74V73H235ZM250 74V73H249ZM262 74V73H261ZM30 75V74H29ZM39 75V76H40ZM42 75H44V74H42ZM41 75V76H42ZM46 75V74H45ZM50 75V74H49ZM53 75V74H52ZM55 76H53V77H56V75L57 74H54ZM89 75V74H88ZM100 75V74H99ZM110 75V74H109ZM123 75V74H122ZM124 75H125V73H124ZM149 75V74H148ZM164 75V74H163ZM169 75V74H168ZM194 75V74H193ZM264 75V74H263ZM28 76V75H27ZM26 76V77H27ZM59 76V75H58ZM98 76V75H97ZM112 76V75H111ZM114 76V75H113ZM118 76V75H117ZM121 76V75H120ZM137 76V75H136ZM156 76V75H155ZM172 76V75H171ZM188 76V75H187ZM186 76V77H187ZM220 76V75H219ZM250 76H253V75H250ZM20 77V76H19ZM94 77H96V76H94ZM94 77H92L93 78V80H94ZM101 76H99L98 78H100ZM107 77V76H106ZM110 77V76H109ZM158 77V76H157ZM162 77V76H161ZM160 77V78H161ZM167 77V76H166ZM168 77H170V76H168ZM257 77H259V76H257ZM28 78V77H27ZM34 78V77H33ZM39 78V77H38ZM37 78V79H38ZM41 78V77H40ZM91 78V79H92ZM97 78V79H98ZM118 78V77H117ZM125 78H127V77H125ZM135 78V77H134ZM140 78H141V76H140ZM146 78V77H145ZM159 78V77H158ZM159 78V79H160ZM171 78V77H170ZM178 78V77H177ZM189 78V77H188ZM214 78H215V76H214ZM239 78V77H238ZM253 78V77H252ZM264 78V77H263ZM262 78V79H263ZM36 79V80H37ZM42 79V78H41ZM88 79V78H87ZM107 79V78H106ZM124 79V78H123ZM128 79V78H127ZM150 79V78H149ZM153 79V78H152ZM190 79V78H189ZM232 79V78H231ZM20 80V79H19ZM52 80V79H51ZM80 80V79H79ZM96 80V79H95ZM94 80V81H95ZM100 80V79H99ZM109 80V79H108ZM165 80H166V78H165ZM181 80V79H180ZM191 80V79H190ZM194 80V79H193ZM202 80V79H201ZM215 80H217L216 78H215ZM226 80V79H225ZM238 80V79H237ZM251 80V79H250ZM253 80H255V78L253 79ZM33 81H34V79H33ZM44 81H47V80H44ZM43 81V82H44ZM87 81V80H86ZM88 81H89V79H88ZM105 81H107V80H105ZM120 81V80H119ZM128 81H129V79H128ZM131 81V80H130ZM140 81V80H139ZM157 81V80H156ZM155 81V82H156ZM161 81V80H160ZM176 81V80H175ZM240 81V80H239ZM35 82V81H34ZM36 82H38V81H36ZM80 82H81V80H80ZM97 82V81H96ZM95 82V83H96ZM121 82V81H120ZM150 82V81H149ZM159 82V81H158ZM163 82V81H162ZM165 82V81H164ZM171 82V81H170ZM169 82V83H170ZM185 82V81H184ZM187 82V81H186ZM185 82V83H186ZM190 82H192V81H190ZM203 82V81H202ZM234 82V81H233ZM235 82H236V80H235ZM252 82V81H251ZM31 83V82H30ZM29 83V84H30ZM38 83H40L39 85L42 87L43 85H41V82H38ZM55 83V82H54ZM54 83H53V85H54ZM98 83V82H97ZM102 83H104V82H102ZM128 84H129V82H127ZM137 83V82H136ZM184 83V84H185ZM200 83V82H199ZM206 83V82H205ZM243 83V82H242ZM23 84V83H22ZM25 84H27V83H25ZM24 84V85H25ZM85 84V83H84ZM100 84V83H99ZM110 84H111V81H110ZM114 84H115V82H114ZM155 84H158V83H155ZM162 84V83H161ZM194 84V83H193ZM196 84V83H195ZM195 84H194V87H195ZM198 84V83H197ZM244 84V83H243ZM34 85V84H33ZM32 85V86H33ZM80 85V84H79ZM95 85V84H94ZM104 84H102V86H103ZM145 85V84H144ZM147 85H150L151 87L152 86H154V85H151V84H147ZM187 85V84H186ZM228 85V84H227ZM234 85V84H233ZM257 85V84H256ZM20 86V85H19ZM36 86H37V84H36ZM39 86V87H40ZM49 86V85H48ZM83 86V85H82ZM96 86V85H95ZM94 86V87H95ZM117 86V85H116ZM129 86V85H128ZM170 86V85H169ZM168 86V87H169ZM173 86V85H172ZM180 86H181V84H180ZM251 86V85H250ZM26 87V86H25ZM28 87H30V85L28 86ZM27 87V88H28ZM40 87V88H41ZM56 87V88H57ZM78 87V86H77ZM85 87H86V84H85ZM109 87V86H108ZM113 87H114V85H113ZM126 87V86H125ZM124 87V88H125ZM177 87V86H176ZM191 87V86H190ZM203 87V86H202ZM212 87V86H211ZM215 87V86H214ZM233 87H235V86H233ZM257 87V86H256ZM18 88V87H17ZM26 88V89H27ZM36 88V87H35ZM35 88L33 89V90H35ZM55 88V89H56ZM81 88V87H80ZM117 88V87H116ZM142 88H143V86H142ZM161 88H163L162 86H161ZM172 88V87H171ZM183 89H185L184 88V86L182 87ZM188 88V87H187ZM216 88V87H215ZM224 88V87H223ZM237 88V87H236ZM86 89V88H85ZM90 89V88H89ZM92 89V88H91ZM95 89V88H94ZM101 89V88H100ZM100 89H99V91H100ZM108 89V88H107ZM111 89V88H110ZM131 89H132V86H131ZM135 88H133L132 90H134ZM154 89V88H153ZM164 89V88H163ZM213 89V88H212ZM250 88H248V90H249ZM25 90V89H24ZM27 90H29V89H27ZM45 90H46V88H45ZM58 90V91H59ZM84 90V89H83ZM105 90V89H104ZM104 90L103 91H100V92H103V93H105L104 92ZM116 90V89H115ZM117 90H118V88H117ZM122 90V89H121ZM120 90V91H121ZM130 90V89H129ZM128 90V91H129ZM131 90V91H132ZM166 90V89H165ZM164 90V91H165ZM168 90V89H167ZM179 90V89H178ZM177 90V91H178ZM186 90V89H185ZM184 90V91H185ZM211 90V89H210ZM217 90V89H216ZM225 90V89H224ZM240 90V89H239ZM14 91V92H13ZM32 91V90H31ZM57 91V90H56ZM79 91V90H78ZM81 91H82V88H81ZM85 91V90H84ZM97 91V90H96ZM108 91V90H107ZM142 91V90H141ZM161 91V90H160ZM176 91V92H177ZM182 91V90H181ZM184 91H183V93H184ZM187 91V90H186ZM234 91V90H233ZM243 91V90H242ZM254 91V90H253ZM261 91V90H260ZM16 92H17V90H16ZM98 92V91H97ZM122 92V91H121ZM125 92V91H124ZM123 92V93H124ZM135 92H136V94H137V91L135 90ZM140 92V91H139ZM152 92V91H151ZM159 92V91H158ZM162 92V91H161ZM208 92V91H207ZM241 92V91H240ZM29 93V92H28ZM35 93V92H34ZM83 93V92H82ZM112 93V92H111ZM114 93V92H113ZM150 93V92H149ZM156 93V92H155ZM165 93V92H164ZM169 93H171V92H169ZM175 93V92H174ZM3 94H2V96H3ZM31 94H33V93H31ZM40 94V93H39ZM42 94V93H41ZM80 94V93H79ZM108 94V93H107ZM159 94V93H158ZM168 94V93H167ZM181 94H182V92H181ZM180 94V95H181ZM188 94V93H187ZM193 94V93H192ZM200 94V93H199ZM205 94H206V91H205ZM209 94V93H208ZM224 94V93H223ZM228 94V93H227ZM1 95V94H0ZM18 95V94H17ZM20 95V94H19ZM18 95V96H19ZM27 95V94H26ZM28 95H30V94H28ZM59 94H57V96H58ZM76 95H78V93L76 94ZM86 95H92L91 93L89 94H87L86 93ZM100 95V94H99ZM121 95V94H120ZM150 95V94H149ZM156 95V94H155ZM185 95V94H184ZM207 95V94H206ZM205 95V96H206ZM217 95H219V94H217ZM229 95V94H228ZM232 95V94H231ZM30 96H32V95H30ZM65 96V95H64ZM80 96V95H79ZM95 96V95H94ZM93 96V97H94ZM106 96V95H105ZM139 96V95H138ZM141 96V95H140ZM163 96H165V95H163ZM171 96H173V95H171ZM177 96H178V94H177ZM191 96V95H190ZM204 96V97H205ZM224 96V95H223ZM244 96V95H243ZM257 96V95H256ZM255 96V97H256ZM41 97V96H40ZM40 97H33L32 99L33 100H31L32 101V105L31 106H28V107H25V108H23L22 110H20L21 111V114H22V116H23V118L25 119V120H29V121H31L29 118L30 117H32V116H34L37 112H38V106H39V102H40ZM61 97V96H60ZM59 97V98H60ZM70 98H71V96H69ZM75 97V96H74ZM77 97V96H76ZM87 97V96H86ZM89 97H91V96H89ZM98 97H100V96H98ZM112 98H113V96H111ZM114 97H116V96H114ZM126 97H128V96H126ZM142 97V96H141ZM151 97H153V96H151ZM159 97H161V96H159ZM201 97V96H200ZM207 97V96H206ZM208 97H210V96H208ZM226 97V96H225ZM231 97V96H230ZM247 97V96H246ZM249 97V96H248ZM22 98V97H21ZM28 98V97H27ZM26 98V99H27ZM38 98L40 99V100H38ZM65 98H67V97H65ZM78 98V97H77ZM95 98V97H94ZM123 98V97H122ZM148 98V97H147ZM150 98V97H149ZM171 98H173V97H171ZM229 98V97H228ZM241 98V97H240ZM259 98V97H258ZM18 99V98H17ZM69 99V98H68ZM76 99V98H75ZM80 99V98H79ZM86 99V98H85ZM107 99V98H106ZM109 99V98H108ZM107 99V100H108ZM128 99V98H127ZM155 99V98H154ZM163 99V98H162ZM194 99H196V97L194 98ZM201 99V98H200ZM238 99V98H237ZM261 99V98H260ZM81 100V99H80ZM79 100V101H80ZM87 100V99H86ZM90 100V99H89ZM100 100V99H99ZM112 100V99H111ZM113 100H115V99H113ZM151 100V99H150ZM153 100V99H152ZM206 100V99H205ZM239 100H241V99H239ZM238 100V101H239ZM243 100V99H242ZM245 100V99H244ZM257 100V99H256ZM19 101L21 102L22 100H20L19 99ZM26 101H29V100H26ZM91 101H93V100H91ZM97 101V100H96ZM101 101V100H100ZM124 101V100H123ZM131 101V100H130ZM163 101V100H162ZM235 101V100H234ZM19 102V103H20ZM24 101H22V103H23ZM60 102V101H59ZM65 102V101H64ZM86 102V101H85ZM99 102V101H98ZM98 102L96 103L97 104V106H98ZM112 102V101H111ZM159 102V101H158ZM163 102H165V101H163ZM178 102V101H177ZM200 102V101H199ZM211 102V101H210ZM213 102V101H212ZM236 102V101H235ZM21 103V104H22ZM42 103V102H41ZM47 103V102H46ZM50 103V102H49ZM73 103V102H72ZM76 103V102H75ZM79 103V102H78ZM77 103V104H78ZM100 103V102H99ZM104 103H106V102H104ZM108 103V102H107ZM127 103V102H126ZM166 103H168V102H166ZM179 103V102H178ZM181 103V102H180ZM183 103V102H182ZM204 103V102H203ZM208 103V102H207ZM219 103V102H218ZM237 103V102H236ZM240 103V102H239ZM15 104H16V102H15ZM25 104V103H24ZM43 104V103H42ZM85 104V103H84ZM102 104V103H101ZM115 104V103H114ZM124 104V103H123ZM155 104V103H154ZM190 104V103H189ZM227 104V103H226ZM231 104V103H230ZM233 104V103H232ZM253 104V103H252ZM0 105H1V102H0ZM47 105V104H46ZM61 105V104H60ZM63 105V104H62ZM68 105V104H67ZM81 106H82V104H80ZM95 105V104H94ZM110 105V104H109ZM120 105V104H119ZM158 105V104H157ZM183 105V104H182ZM215 105V104H214ZM2 106H0V109H1V107ZM22 106V105H21ZM20 105H19V107H21ZM25 106H26V104H25ZM50 106V105H49ZM73 106V105H72ZM75 106V105H74ZM93 106V105H92ZM161 106V105H160ZM168 106V105H167ZM199 106V104L197 105V107ZM206 106V105H205ZM227 106V105H226ZM46 107V106H45ZM53 107V106H52ZM63 107V106H62ZM99 107V106H98ZM97 107V108H98ZM101 107V106H100ZM165 108H166V106H164ZM183 107V106H182ZM193 107V106H192ZM207 107V106H206ZM219 107V106H218ZM224 107V106H223ZM229 107V106H228ZM240 107V106H239ZM251 107V106H250ZM13 108V107H12ZM41 108V107H40ZM49 108V107H48ZM69 108V107H68ZM70 108H71V105H70ZM78 108V107H77ZM84 108V107H83ZM170 108H172V106H170ZM177 108V107H176ZM188 108V107H187ZM225 108V107H224ZM234 108V107H233ZM254 108V107H253ZM20 109V108H19ZM45 109V108H44ZM51 109V108H50ZM73 109V108H72ZM122 109V108H121ZM156 109V108H155ZM154 108L152 109V110H155ZM179 109V108H178ZM189 109V108H188ZM198 109V108H197ZM211 109H213V108H210V110ZM255 109V108H254ZM1 110H3V109H1ZM6 110H8V109H6ZM13 110V109H12ZM42 110H43V107H42ZM49 110V109H48ZM90 110V109H89ZM88 110V111H89ZM175 109H173V111H174ZM199 110V109H198ZM215 110V109H214ZM236 110H238V109H236ZM19 111V112H20ZM46 111V110H45ZM58 111H60V110H58ZM105 111V110H104ZM110 111V110H109ZM117 111V110H116ZM149 111V110H148ZM158 111V110H157ZM178 111V110H177ZM184 111V110H183ZM9 111H7V113H8ZM13 112V111H12ZM85 112V111H84ZM91 112V111H90ZM113 112H115V111H113ZM121 111H119V113H120ZM123 112V111H122ZM146 112V111H145ZM169 112V111H168ZM178 112H181V111H178ZM218 112V111H217ZM2 113H4V112H2ZM1 113V114H2ZM17 113V112H16ZM43 113V112H42ZM77 113V112H76ZM86 113V112H85ZM101 113V112H100ZM109 113V112H108ZM125 113V112H124ZM158 113V112H157ZM161 113V112H160ZM165 113H167V112H165ZM184 113V112H183ZM201 113V112H200ZM204 113V112H203ZM244 113V112H243ZM252 113V112H251ZM1 114H0V116H1ZM14 114H15V110H14ZM14 114H12V115H14ZM40 114V113H39ZM39 114H36V116L37 115H39ZM49 114V113H48ZM57 114V113H56ZM74 114V113H73ZM92 114V113H91ZM99 114V113H98ZM174 114V113H173ZM177 114V113H176ZM191 114V113H190ZM231 114V113H230ZM256 114V113H255ZM17 115V114H16ZM41 115V114H40ZM78 115V114H77ZM101 115V114H100ZM99 115V116H100ZM104 115V114H103ZM113 115V114H112ZM127 115V114H126ZM129 115V114H128ZM147 115V114H146ZM162 115V114H161ZM160 115V116H161ZM164 115V114H163ZM162 115V116H163ZM183 115V114H182ZM187 115H188V113H187ZM217 115V114H216ZM259 115V114H258ZM257 115V116H258ZM2 116H3V114H2ZM35 116V117H36ZM46 116H48V115H46ZM151 116V115H150ZM153 116H154V114H153ZM211 116V115H210ZM226 116V115H225ZM228 116V115H227ZM234 116V115H233ZM239 116V115H238ZM244 116V115H243ZM242 116V117H243ZM15 117V116H14ZM74 117V116H73ZM86 117V116H85ZM98 117V116H97ZM123 117V116H122ZM133 117V116H132ZM138 117V116H137ZM155 117H156V115H155ZM184 117V116H183ZM205 117V116H204ZM219 117H221V116H219ZM11 118V117H10ZM18 118V115H17V117H16V119ZM20 118V117H19ZM60 118V117H59ZM62 118V117H61ZM117 118H119L118 116H117ZM142 118V117H141ZM143 118H144V116H143ZM145 118H146V116H145ZM149 118V117H148ZM152 118V117H151ZM3 119V118H2ZM5 119V118H4ZM12 119H14V118H12ZM11 119V122L13 121ZM15 119V120H16ZM57 119V118H56ZM127 119V118H126ZM150 119V118H149ZM164 119V118H163ZM173 119V118H172ZM198 119V118H197ZM217 119V118H216ZM224 119V118H223ZM6 120V119H5ZM53 120V119H52ZM64 120V119H63ZM88 120V119H87ZM112 120H114V119H112ZM117 120V119H116ZM127 120H129V119H127ZM133 120V119H132ZM146 120H147V118H146ZM162 120V119H161ZM184 120V119H183ZM194 120H195V118H194ZM211 120V119H210ZM227 120V119H226ZM234 120V119H233ZM3 121V120H2ZM34 121H36V119L34 120ZM33 121V123H35ZM79 121V120H78ZM109 121V120H108ZM142 121V120H141ZM163 121V120H162ZM185 121H186V119H185ZM197 121V120H196ZM236 121V120H235ZM239 121V120H238ZM6 122V121H5ZM19 122H21V121H19ZM38 122V121H37ZM36 122V123H37ZM47 122V121H46ZM45 122V123H46ZM59 122V121H58ZM64 121H60L59 123H63ZM86 122V121H85ZM88 122V121H87ZM110 122V121H109ZM114 122H115V120H114ZM125 122V121H124ZM134 122V121H133ZM151 122V121H150ZM174 122V121H173ZM232 122V121H231ZM0 123H1V121H0ZM8 123V122H7ZM14 124H16V122H13ZM13 123L11 124V125H13ZM23 123V122H22ZM32 123V124H33ZM56 123V122H55ZM95 123V122H94ZM101 123V122H100ZM113 123V122H112ZM120 123H121V121H120ZM144 123V122H143ZM149 123V122H148ZM159 123V122H158ZM172 123V122H171ZM194 123V122H193ZM204 123V122H203ZM227 123V122H226ZM10 124V123H9ZM31 124V123H30ZM29 124V125H30ZM32 124H31V126H32ZM44 124V123H43ZM65 124H66V122H65ZM87 124V123H86ZM104 124V123H103ZM109 124V123H108ZM117 124V123H116ZM124 124V123H123ZM145 124H146V122H145ZM213 124H215V123H213ZM2 124H0V126H1ZM5 125V124H4ZM7 125V124H6ZM25 125V124H24ZM38 126V123L37 124H35V126ZM53 125H55V124H53ZM70 125V124H69ZM78 125V124H77ZM80 125V124H79ZM101 125V124H100ZM134 125V124H133ZM149 125V124H148ZM147 125V126H148ZM152 125V124H151ZM162 125V124H161ZM160 125V126H161ZM199 125V124H198ZM220 125V124H219ZM224 125V124H223ZM225 125H227V124H225ZM19 126H20V124H19ZM71 126V125H70ZM84 126V125H83ZM89 126V125H88ZM118 126V125H117ZM122 126V125H121ZM129 126V125H128ZM136 126V125H135ZM150 126V125H149ZM148 126V127H149ZM203 126V125H202ZM229 126V125H228ZM234 126V125H233ZM6 127H9L8 125L6 126ZM6 127H4V129L6 128ZM13 126H11V128L9 127V130L8 131H10L11 130V134L12 135H10V136H12V138H10V139H14V140H18V133L16 132V130L17 129H14V128H12ZM23 127V126H22ZM21 127V128H22ZM45 127V126H44ZM53 127V126H52ZM55 127V126H54ZM67 127V126H66ZM69 127V126H68ZM80 127V126H79ZM78 127V128H79ZM82 127V126H81ZM91 127V126H90ZM107 127V126H106ZM116 127V126H115ZM132 127H134V126H132ZM139 127V126H138ZM141 127H143V126H141ZM153 127V126H152ZM182 127H183V125H182ZM192 127V126H191ZM218 127V126H217ZM230 127V126H229ZM231 127H232V125H231ZM20 128V129H21ZM23 128H25V127H23ZM27 128V127H26ZM38 128V127H37ZM43 128V127H42ZM109 128H110V126H109ZM120 128H122V127H119V129ZM145 128V127H144ZM144 128H142V129H144ZM161 128V127H160ZM171 128V127H170ZM175 128V127H174ZM193 128V127H192ZM195 128V127H194ZM201 128V127H200ZM205 128V127H204ZM210 128V127H209ZM236 128V127H235ZM238 128V127H237ZM247 128V127H246ZM0 129H1V127H0ZM3 129V130H4ZM39 129V128H38ZM77 129V128H76ZM80 129V128H79ZM82 129H84L83 127H82ZM86 129V128H85ZM97 130H98V128H96ZM132 129V128H131ZM134 129V128H133ZM158 129V128H157ZM181 129V128H180ZM199 129V128H198ZM34 130V128L32 129V131ZM73 130V129H72ZM101 130V129H100ZM107 130V129H106ZM115 130V129H114ZM121 130V129H120ZM129 130V129H128ZM137 130H139V129H137ZM150 130V129H149ZM175 130H176V128H175ZM193 130V129H192ZM207 130V129H206ZM210 130V129H209ZM209 130H208V132H209ZM43 131V130H42ZM78 131V130H77ZM88 131V130H87ZM107 131H109V130H107ZM118 131V130H117ZM140 131V130H139ZM142 131V130H141ZM172 131V130H171ZM179 131V130H178ZM184 131V130H183ZM197 131V130H196ZM2 132V131H1ZM0 132V133H1ZM59 132V131H58ZM63 131H60V134L62 133ZM71 132V131H70ZM80 132V131H79ZM77 133V134H80V133ZM104 132H106V131H104ZM113 132V131H112ZM115 132V131H114ZM127 132V131H126ZM125 132V133H126ZM138 132V131H137ZM136 132V133H137ZM186 132V131H185ZM207 132V133H208ZM221 132V131H220ZM5 133H7V132H4V134ZM34 133V132H33ZM40 133V132H39ZM83 133V132H82ZM90 133V132H89ZM109 133V132H108ZM119 133V132H118ZM124 133V132H123ZM124 133V134H125ZM141 133V132H140ZM148 133V132H147ZM150 133V132H149ZM160 133V132H159ZM166 133V132H165ZM180 133V132H179ZM178 133V134H179ZM195 133V132H194ZM7 134H9V133H7ZM20 134H21V132H20ZM42 134V133H41ZM53 134H55L54 133V131H53ZM74 134H76L75 132H74ZM74 134H72V135H74ZM86 134V133H85ZM115 134V133H114ZM120 134V133H119ZM139 134V133H138ZM156 134V133H155ZM168 134V133H167ZM192 134V133H191ZM200 134V133H199ZM220 134H222V133H220ZM219 134V135H220ZM26 136H27V134H25ZM35 135V134H34ZM40 135V134H39ZM43 135V134H42ZM51 135V134H50ZM71 135V134H70ZM98 135H100V132L98 133ZM133 135H134V133H133ZM169 135V134H168ZM195 135V134H194ZM209 135H210V133H209ZM2 136V135H1ZM7 136H9V135H7ZM24 136V135H23ZM23 136H21V137H23ZM32 136V135H31ZM53 136V135H52ZM51 136V137H52ZM59 136V135H58ZM61 136H65L64 135V133H63V135H61ZM95 136H96V134H95ZM110 136V135H109ZM128 136V135H127ZM137 136V135H136ZM143 136V135H142ZM151 136H152V133H151ZM184 136V135H183ZM193 136V135H192ZM204 136V135H203ZM207 136V135H206ZM212 136V135H211ZM226 136V135H225ZM30 137V136H29ZM36 137V136H35ZM40 137H42V136H40ZM48 137V136H47ZM55 137V136H54ZM72 137V136H71ZM81 137V136H80ZM91 137V136H90ZM94 137V136H93ZM92 137V138H93ZM117 137H118V134H117ZM144 137V136H143ZM201 137V136H200ZM228 137V136H227ZM226 137V138H227ZM7 138V137H6ZM56 138H58L57 139V141L58 142H56V144L57 143H59V142H61V143H65V142H67L68 143V141H65L66 140V138L65 137H63L62 139H59V137H57L56 136ZM61 138V137H60ZM109 138V137H108ZM125 138V137H124ZM131 138V137H130ZM165 138V137H164ZM194 138V137H193ZM210 138V137H209ZM2 139V138H1ZM23 139V138H22ZM25 139V138H24ZM27 139V138H26ZM29 139V138H28ZM27 139V140H28ZM38 139V138H37ZM47 139V138H46ZM53 139V138H52ZM74 139V138H73ZM80 139H82V138H80ZM91 139V138H90ZM89 139V140H90ZM98 139V138H97ZM101 139V138H100ZM105 139H107V138H105ZM133 139V138H132ZM139 139V138H138ZM157 139H159V138H157ZM156 139V140H157ZM173 139H175V136H174V138ZM178 139V138H177ZM185 139V138H184ZM212 139H213V137H212ZM9 140V139H8ZM68 140H69V138H68ZM85 140H87V139H85ZM102 140V139H101ZM127 140V139H126ZM137 140V139H136ZM153 141H154V139H152ZM172 140V139H171ZM190 140V139H189ZM192 140V139H191ZM22 141V140H21ZM21 141H20V144H21ZM47 141H48V139H47ZM51 141H53V140H51L50 139V142ZM79 141V140H78ZM77 141V142H78ZM83 141H84V139H83ZM99 141V140H98ZM117 141H118V139H117ZM135 141V140H134ZM146 141V140H145ZM148 141V140H147ZM160 141V140H159ZM193 141V140H192ZM11 142H12V140H11ZM10 142V143H11ZM14 142H16V141H14ZM17 142H19V140L17 141ZM23 142H25V141H23ZM27 142V141H26ZM25 142V143H26ZM30 142V141H29ZM32 142H33V140H32ZM71 142H73V141H71ZM75 142H76V140H75ZM101 142V141H100ZM108 142H111V141H108ZM128 142V141H127ZM130 142V141H129ZM178 142H180V141H178ZM184 142V141H183ZM9 143V142H8ZM24 143V144H25ZM31 143V142H30ZM34 143V142H33ZM60 143V144H61ZM81 143V142H80ZM80 143H78L79 145H80ZM86 143V142H85ZM92 143V142H91ZM107 143V142H106ZM121 143V142H120ZM131 143V142H130ZM140 143H142V142H140ZM164 143V142H163ZM13 144H15V143H13ZM17 144V143H16ZM19 144V143H18ZM35 144V143H34ZM37 144V143H36ZM55 144V143H54ZM72 144V143H71ZM74 144V143H73ZM72 144V145H73ZM82 144H84V143H82ZM90 144V143H89ZM108 144H110V143H108ZM112 144V143H111ZM127 144H129V143H127ZM135 144V143H134ZM157 144V143H156ZM165 144V143H164ZM186 144V143H185ZM206 144H207V142H206ZM1 145V144H0ZM40 144H38V146H39ZM49 145V144H48ZM87 145H88V143H87ZM87 145H86V147H87ZM94 145V144H93ZM107 145V144H106ZM114 145V144H113ZM202 145V144H201ZM14 146V145H13ZM18 146V145H17ZM21 146V145H20ZM24 146V145H23ZM22 146V147H23ZM33 146V145H32ZM37 146V145H36ZM59 146V145H58ZM85 146V145H84ZM95 146H97V145H95ZM128 146V145H127ZM142 146V145H141ZM147 146V145H146ZM161 146H162V144H161ZM165 146V145H164ZM212 146V145H211ZM223 146V145H222ZM249 146H251V145H249ZM11 147V146H10ZM9 147V148H10ZM52 147H54V146H52ZM94 147V146H93ZM139 147V146H138ZM144 147H145V145H144ZM143 147V148H144ZM163 147V146H162ZM37 148V147H36ZM39 148V147H38ZM69 148H71V147H69ZM152 148V147H151ZM176 148V147H175ZM209 148V147H208ZM212 148V147H211ZM27 149V148H26ZM35 149V148H34ZM34 149H33V151H34ZM105 149H108V147H106ZM104 149V150H105ZM136 149V148H135ZM140 149V148H139ZM160 149V148H159ZM184 149H186V148H184ZM196 149H198L197 147H196ZM237 149V148H236ZM4 150V149H3ZM2 150V151H3ZM17 150V149H16ZM20 150V149H19ZM24 150V149H23ZM50 150H52V149H50ZM49 150V151H50ZM76 150V149H75ZM80 150V149H79ZM86 150V149H85ZM100 150H101V148H100ZM116 150V149H115ZM115 150H113L114 152H115ZM122 150V149H121ZM154 150V149H153ZM164 150V149H163ZM176 150V149H175ZM175 150H174V152H175ZM189 150V149H188ZM248 150V149H247ZM263 150V149H262ZM5 151V150H4ZM38 152H39V150H37ZM36 151V152H37ZM54 151V150H53ZM61 151V150H60ZM82 151V150H81ZM84 151V150H83ZM102 151V150H101ZM208 151V150H207ZM225 151V150H224ZM237 151V150H236ZM1 152V151H0ZM16 152V151H15ZM26 152V151H25ZM36 152H35V154L34 155H36ZM37 152V153H38ZM96 152V151H95ZM98 152H99V150H98ZM113 152V153H114ZM117 152V151H116ZM139 152V151H138ZM144 152V151H143ZM153 152V151H152ZM163 152V151H162ZM179 152V151H178ZM187 152V151H186ZM201 152V151H200ZM205 152V151H204ZM209 152V151H208ZM211 152V151H210ZM246 152V151H245ZM249 152V151H248ZM262 152H264V151H262ZM4 153H7V152H4ZM21 153V152H20ZM58 153V152H57ZM61 155H63V157H65V158H68L69 159V157L71 156V153L70 152H64V153H61V152H59ZM74 153V152H73ZM85 153V152H84ZM83 153V154H84ZM102 153V152H101ZM155 153V152H154ZM176 153V152H175ZM194 153V152H193ZM218 153V152H217ZM225 153V152H224ZM231 153V152H230ZM11 154V153H10ZM9 154V155H10ZM13 154V153H12ZM15 154V153H14ZM22 154V153H21ZM20 154V155H21ZM82 154V155H83ZM85 154H87V153H85ZM89 154V153H88ZM90 154H92V153H90ZM96 154V153H95ZM94 154V155H95ZM109 154H112V153H109ZM125 154V153H124ZM132 154V153H131ZM170 155H171V153H169ZM168 154V155H169ZM185 154V153H184ZM189 154V153H188ZM202 154V153H201ZM211 154H213V153H211ZM210 154V155H211ZM216 154V153H215ZM243 154V153H242ZM253 154H255V153H253ZM252 154V155H253ZM260 154V153H259ZM1 155V154H0ZM8 155V156H9ZM37 155H39V154H37ZM43 155H45V154H43ZM78 155V154H77ZM79 155H81V154H79ZM78 155V156H79ZM97 155V154H96ZM113 155V154H112ZM120 155V154H119ZM128 154H126V156H127ZM140 155V154H139ZM150 155V154H149ZM169 155V156H170ZM187 155V154H186ZM204 156H206L205 154H203ZM209 155V154H208ZM228 155V154H227ZM251 155V156H252ZM258 155V154H257ZM256 155V156H257ZM3 156H5V154H3ZM29 155H27L26 157L29 159L30 157H28ZM30 156H32V155H30ZM48 156H49V154H48ZM54 156V155H53ZM89 156V155H88ZM87 156V157H88ZM106 156V155H105ZM104 156V157H105ZM107 156H109V155H107ZM117 156V155H116ZM167 156V155H166ZM172 156V155H171ZM177 156V155H176ZM193 156H195V155H193ZM201 155H199V157H200ZM218 156V155H217ZM244 156V155H243ZM248 156V155H247ZM16 157V156H15ZM25 157V158H26ZM36 157V156H35ZM54 157H56V156H54ZM81 156H79V158H80ZM95 157H97V156H95ZM112 157V156H111ZM110 157V158H111ZM134 157H136V156H134ZM143 157V156H142ZM152 157V156H151ZM203 157V156H202ZM210 157V156H209ZM214 157V156H213ZM222 157V156H221ZM238 157V156H237ZM249 157V156H248ZM3 158V157H2ZM1 158V159H2ZM11 158V157H10ZM14 158V157H13ZM32 158V157H31ZM39 158V157H38ZM77 158V157H76ZM82 158V157H81ZM94 158V157H93ZM121 158V157H120ZM124 158V157H123ZM140 158V157H139ZM146 158V157H145ZM183 158V157H182ZM212 158V157H211ZM240 158V157H239ZM257 158V157H256ZM6 160H2L3 161V163H2V169L3 168H6V167H8V165L10 164V163H12L13 161H9L8 159H7V157L5 158ZM60 159V158H59ZM67 159V160H68ZM85 159V158H84ZM92 159V158H91ZM90 158H89V160H91ZM97 159V158H96ZM113 159V158H112ZM118 159H119V157H118ZM128 159H130V158H128ZM167 159V158H166ZM197 159V158H196ZM198 159H200V158H198ZM197 159V160H198ZM208 159V158H207ZM237 159V158H236ZM243 159V158H242ZM255 160V158H252V160ZM260 159V158H259ZM39 160V159H38ZM37 160V161H38ZM46 160V159H45ZM49 160V159H48ZM47 160V161H48ZM52 160V159H51ZM56 160V159H55ZM72 160H73V157H72ZM76 160V159H75ZM79 160V159H78ZM88 160V161H89ZM105 160V159H104ZM121 160H122V158H121ZM127 160V159H126ZM140 160V159H139ZM138 160V161H139ZM162 160V159H161ZM194 160V159H193ZM201 160V159H200ZM204 160V159H203ZM235 160V159H234ZM14 161H15V158H14ZM25 161V163L27 162V160H24ZM30 161H32V160H30ZM87 161V160H86ZM93 161V160H92ZM98 161V160H97ZM116 161V160H115ZM131 161V160H130ZM134 161V160H133ZM187 161V160H186ZM221 161V160H220ZM1 162V161H0ZM33 162V161H32ZM39 162V161H38ZM45 162V161H44ZM49 163L51 162V161H48ZM62 162H65V161H62ZM82 162V161H81ZM85 162V161H84ZM95 162V161H94ZM103 162V161H102ZM121 162V161H120ZM123 162V161H122ZM170 162V161H169ZM191 162V161H190ZM200 162V161H199ZM202 162V161H201ZM216 162V161H215ZM249 162V161H248ZM247 162V163H248ZM15 163H17V161L15 162ZM23 163V162H22ZM30 163V162H29ZM34 163V162H33ZM92 163V162H91ZM96 163V162H95ZM95 163H93V164H95ZM98 163V162H97ZM135 163V162H134ZM163 163V162H162ZM223 163V162H222ZM1 164V163H0ZM27 164V163H26ZM44 164H46V163H44ZM56 164V163H55ZM61 164H63V163H61ZM89 164H90V162H89ZM113 164V163H112ZM136 164V163H135ZM146 164V163H145ZM200 164V163H199ZM202 164H204V163H202ZM208 164H210V163H208ZM224 164V163H223ZM251 164V163H250ZM17 165H18V163H17ZM24 165V164H23ZM35 165V164H34ZM51 165H52V163H51ZM197 164H195V167L197 168V166H196ZM19 166V165H18ZM25 166V165H24ZM26 166H28V165H26ZM32 166V165H31ZM53 166H55L54 164H53ZM66 166V165H65ZM88 166V165H87ZM96 166V168H95V170L93 171V172H90V170H89V172H90V175L92 174V176H93V174H95V175H97V174H99L100 175V173L103 171V167L101 166V165H95ZM103 166H105V165H103ZM108 166V165H107ZM128 166H132V165H128ZM175 166V165H174ZM176 166H178V165H176ZM187 166V165H186ZM205 166H207V165H205ZM254 166V165H253ZM9 167H12V168H14L13 167V163H12V165L10 164V166ZM21 167V166H20ZM23 167V166H22ZM82 167V166H81ZM115 167V166H114ZM154 167V166H153ZM155 167H156V165H155ZM163 167V166H162ZM180 167H181V165H180ZM204 167V166H203ZM208 167V166H207ZM27 168V167H26ZM36 168V167H35ZM59 168H62V167H59ZM77 168H79V167H77ZM106 168V167H105ZM105 168H104V170H105ZM129 168H131V167H129ZM159 168V167H158ZM169 168V167H168ZM198 168H200V167H198ZM220 168V167H219ZM10 169V168H9ZM18 170H19V168H17ZM21 169V168H20ZM38 169H39V167H38ZM52 169V168H51ZM54 169V168H53ZM89 169V168H88ZM124 169V168H123ZM135 169V168H134ZM153 169V168H152ZM151 169V170H152ZM170 169V168H169ZM183 169V168H182ZM191 169V168H190ZM213 169V168H212ZM12 170V169H11ZM32 170V169H31ZM40 170V169H39ZM42 170V169H41ZM84 170V169H83ZM86 170V169H85ZM91 170H93V169H91ZM114 170V169H113ZM136 170V169H135ZM197 170V169H196ZM2 171V170H1ZM10 171V170H9ZM8 171V172H9ZM17 171V170H16ZM19 171H21V170H19ZM37 171V170H36ZM35 171V172H36ZM63 171H65V170H63ZM73 171V170H72ZM88 171V170H87ZM160 171V170H159ZM175 171V170H174ZM183 171V170H182ZM14 172H15V170H14ZM14 172H12L13 174H14ZM31 172V171H30ZM29 172V173H30ZM33 172V171H32ZM34 172V173H35ZM68 172V171H67ZM105 172H107V171H105ZM110 172V171H109ZM112 172V171H111ZM114 172H116V171H113V173ZM124 172V171H123ZM129 171H127V173H128ZM142 172V171H141ZM140 172V173H141ZM1 173V172H0ZM15 173H17V172H15ZM23 173V172H22ZM58 173V172H57ZM60 173H61V171H60ZM70 173V172H69ZM69 173H67V174H69ZM79 173H81V172H79ZM136 173V172H135ZM145 173V172H144ZM161 173V172H160ZM166 172H164L163 174H165ZM33 174V173H32ZM36 174V173H35ZM120 174V173H119ZM149 174V173H148ZM162 174V173H161ZM184 174V173H183ZM192 174V173H191ZM224 174V173H223ZM1 175H2V173H1ZM6 175V174H5ZM26 175V174H25ZM29 175V174H28ZM57 175V174H56ZM69 175H71V174H69ZM75 175V174H74ZM79 175H81V174H79ZM89 175V174H88ZM87 175V176H88ZM94 175V176H95ZM151 175V174H150ZM150 175H148V176H150ZM157 175H158V173H157ZM180 175V174H179ZM185 175V174H184ZM213 174H211L210 176H212ZM217 175V174H216ZM14 176V175H13ZM15 176H16V174H15ZM14 176V177H15ZM30 176H31V173H30ZM33 176H35V175H33ZM38 176H39V174H38ZM52 176V175H51ZM62 176V175H61ZM60 176V177H61ZM64 176V175H63ZM140 176V175H139ZM155 176H156V174H155ZM159 176V175H158ZM166 176V175H165ZM200 176H202V175H200ZM219 176V175H218ZM221 176V175H220ZM236 176V175H235ZM2 177V176H1ZM14 177H13V179H14ZM26 177V176H25ZM50 177V176H49ZM57 177V176H56ZM56 177H55V180H56ZM89 177V176H88ZM99 177H102V176H99ZM105 177V176H104ZM130 177V176H129ZM138 177V176H137ZM160 177H162V176H160ZM222 177H224V176H222ZM15 178H17V177H15ZM27 178V177H26ZM29 178V177H28ZM27 178V179H28ZM33 178V177H32ZM38 178H41V177H38ZM64 178V177H63ZM66 178H68V177H66ZM81 178V177H80ZM108 178V177H107ZM116 178V177H115ZM164 178V177H163ZM220 178V177H219ZM238 178V177H237ZM240 178V177H239ZM5 179H7V177L5 178ZM4 179V180H5ZM20 179V178H19ZM18 179V181H20ZM71 179V178H70ZM77 179V178H76ZM96 179V178H95ZM125 179V178H124ZM141 179V178H140ZM152 179V178H151ZM156 179H159L158 177H156ZM209 179V178H208ZM234 179V178H233ZM2 180V179H1ZM8 180V179H7ZM10 180V179H9ZM33 180V179H32ZM31 180V181H32ZM39 180H41V179H39ZM38 180V181H39ZM47 180H49V179H47ZM69 180V179H68ZM67 180V181H68ZM72 180H74V179H72ZM78 180H79V177H78ZM81 180V179H80ZM123 180V179H122ZM139 180V179H138ZM167 180V179H166ZM180 180V179H179ZM187 180H189V179H187ZM197 180V179H196ZM236 180V179H235ZM25 181V180H24ZM27 181H30V180H26V182ZM34 181V180H33ZM37 181V180H36ZM36 181H34L35 183H36ZM65 181V180H64ZM69 181H71V180H69ZM83 181V180H82ZM156 181V180H155ZM155 181H154V184H158V183H160V182H156L155 183ZM162 181V180H161ZM181 181V180H180ZM201 181V180H200ZM214 181V180H213ZM245 181V180H244ZM5 182H7V181H5ZM9 182V185H10V182L11 181H8ZM8 182H7V184H8ZM14 182V181H13ZM15 182H16V180H15ZM34 182H32V183H34ZM40 182V181H39ZM66 182V181H65ZM77 182H80V181H77ZM87 182V181H86ZM91 182V181H90ZM110 182V181H109ZM122 182V181H121ZM152 182V181H151ZM229 182V181H228ZM231 182V181H230ZM233 182V181H232ZM246 182V181H245ZM1 183H2V181H1ZM12 183V182H11ZM27 183H29V182H27ZM31 183V182H30ZM31 183V184H32ZM69 183H71V182H69ZM74 183V182H73ZM100 183V182H99ZM111 183H113V181L111 182ZM115 183V182H114ZM118 183V182H117ZM126 183H128V182H126ZM171 183V182H170ZM190 183V182H189ZM207 183H210V182H207ZM3 184V183H2ZM1 184V185H2ZM15 184V183H14ZM18 184H19V182H18ZM52 184V183H51ZM54 184V183H53ZM53 184H52V186H53ZM89 184V183H88ZM98 184V183H97ZM129 184V183H128ZM166 184V183H165ZM223 184V183H222ZM232 184V183H231ZM249 184V183H248ZM4 185H6V184H4ZM21 184H19V186H20ZM25 185V184H24ZM23 185V186H24ZM50 185V184H49ZM55 185V184H54ZM81 185H82V183H81ZM92 185H93V183H92ZM92 185H90V187H89V189L91 190V192H92V195L94 194V195H96L97 193H99L100 192V190L103 188H99V187H96V186H92ZM100 185V184H99ZM103 185V184H102ZM120 185V184H119ZM125 185V184H124ZM130 185V184H129ZM128 185V186H129ZM164 185V184H163ZM176 185V184H175ZM239 185V184H238ZM237 185V186H238ZM253 185V184H252ZM23 186H22V188H23ZM46 186H47V184H46ZM56 186V185H55ZM64 186V185H63ZM73 186V185H72ZM87 186V185H86ZM85 186V187H86ZM110 186V185H109ZM111 186H112V184H111ZM118 186V185H117ZM122 186V185H121ZM135 186V185H134ZM144 186V185H143ZM152 186V185H151ZM150 186V187H151ZM166 186V185H165ZM170 186V185H169ZM174 186V185H173ZM212 186V185H211ZM17 187V186H16ZM30 187H31V185L29 186V189H30ZM33 187V186H32ZM54 187V186H53ZM62 187V186H61ZM69 187V186H68ZM68 187H67V189H68ZM74 187V186H73ZM73 187H72V189H73ZM124 187V186H123ZM147 188H149L148 186H146ZM145 187V188H146ZM154 187V186H153ZM152 187V188H153ZM161 187V186H160ZM0 188L2 189V188H4V187H1L0 186ZM14 188V187H13ZM21 188V187H20ZM26 188V187H25ZM35 188V187H34ZM34 188H33V190H34ZM37 188V187H36ZM78 187H76V189H77ZM119 187H117L116 189H118ZM125 188V187H124ZM128 188V187H127ZM137 188V187H136ZM144 188V187H143ZM222 188V187H221ZM16 189V188H15ZM71 189V188H70ZM69 189V190H70ZM80 189V188H79ZM112 189V188H111ZM150 189V188H149ZM154 189V188H153ZM156 189H157V187H156ZM195 189H196V193L199 195V198H200V200H199V202H202L201 201V197H202V194L203 193H205L204 192V190H203V184L201 183V182H197V185L195 186ZM7 190V189H6ZM28 190V189H27ZM36 190V189H35ZM34 190V191H35ZM40 190H42V189H40ZM50 190H51V188H50ZM52 190H53V188H52ZM61 190L65 193V191H66V187L64 188H61ZM60 190V191H61ZM82 190V189H81ZM104 190H105V188H104ZM110 190V189H109ZM148 190V189H147ZM178 190V189H177ZM23 190H21V192H22ZM34 191L32 192L31 191V194L32 193H34ZM54 191V190H53ZM55 191H57L56 190V188H55ZM62 191L60 192L61 193V195L59 194V196L57 197L58 198V201L60 202V203H62V204H65V205H68L67 203H66V200H65V198L66 197H64L65 195H64V193H62ZM72 191V190H71ZM88 191V190H87ZM102 191V190H101ZM124 191V190H123ZM207 191V190H206ZM12 192V191H11ZM10 192V190L9 191H5V193H3L2 192V194H0V196L2 197V198H4V200H6L7 202H8V205H3V206H0V264H22V256L23 255H21V253L19 252V249H18V246L19 245H23V247L25 246L26 248H30V244H32L33 245V243H32V241H35V240H33L32 238L34 237H32V235H35V234H31L32 232H33V226H32V218H30L29 220H28V226H26V227H28L27 228V233H25V235L24 236H20V238H18V239H15V238H13V239H10L11 238V236H10V238H6V236L4 237V238H6V240H3L4 238H2L1 237V235L2 234H5V231H7V230H9L10 231V229L12 228L11 226H12V224L10 225V223L11 222H13L15 219L17 220V217L19 216V207H21L15 200H14V197H13V195H12V193H14V192H17L18 193V191H14V192H12L11 193ZM30 192V191H29ZM29 192H28V194H29ZM69 192V191H68ZM89 192V191H88ZM111 192H113V191H111ZM137 192V191H136ZM135 192V193H136ZM194 192V191H193ZM25 193V192H24ZM27 193V192H26ZM45 193V192H44ZM71 193V192H70ZM75 193H77L76 191H75ZM82 193V192H81ZM103 193V192H102ZM115 193H116V191H115ZM127 193H128V191H127ZM140 193V192H139ZM147 193V192H146ZM186 193V192H185ZM190 193V192H189ZM41 194V193H40ZM43 194V193H42ZM41 194V195H42ZM53 194V193H52ZM55 194V193H54ZM56 194H58L57 192H56ZM100 194V193H99ZM171 194V193H170ZM175 194V193H174ZM15 195H17V194H15ZM21 195H24V194H21ZM64 195V196H63ZM73 195V194H72ZM82 195V194H81ZM92 195H90L91 197H92ZM105 195H106V193H105ZM104 195V196H105ZM148 195V194H147ZM186 195H187V193H186ZM193 195H195V194H193ZM217 195V194H216ZM215 195V196H216ZM42 196H44V195H42ZM40 197V198H43V197ZM48 196V195H47ZM89 196V197H90ZM103 196V195H102ZM104 196H103V198H104ZM113 196V195H112ZM116 196H117V193H116ZM125 196H127V195H125ZM129 196V195H128ZM169 196V195H168ZM175 196V195H174ZM173 196V197H174ZM224 196V195H223ZM0 197V198H1ZM28 197V196H27ZM26 197V198H27ZM30 197V196H29ZM34 199L35 200H33V202H30L29 201V203H31L30 204V206H26L27 207V209H29V214H28V216H30V215H32V214H34L33 213V211L35 210V208H38L39 207V201H38V198H37V196H36V193H34ZM88 197V196H87ZM90 197V198H91ZM106 197H107V195H106ZM110 197V196H109ZM123 197V196H122ZM131 197V196H130ZM156 197V196H155ZM189 197V196H188ZM22 198V197H21ZM25 198V197H24ZM25 198V199H26ZM89 198V199H90ZM111 198V197H110ZM121 198V197H120ZM119 198V199H120ZM137 196L135 195H133L131 198H129V201L127 200V198H126V200L127 201H125L126 203L124 204V206H122V207H120L119 209H118V211L120 212V214H124V216H126V215H131V214H133L135 211H137V204H138V202L140 203L141 201L139 200L138 202L137 201H135V200H137ZM184 198V197H183ZM68 199V198H67ZM88 199V198H87ZM112 199H113V197H112ZM115 199V198H114ZM117 199V198H116ZM145 199V198H144ZM156 199H157V197H156ZM160 199V198H159ZM167 199V198H166ZM181 199V198H180ZM192 199V198H191ZM204 199V198H203ZM41 200H43V199H41ZM46 200V199H45ZM79 201H80V199H78ZM104 200H106V199H104ZM110 200V199H109ZM122 200H123V198H122ZM162 200H163V198H162ZM161 200V201H162ZM182 200V199H181ZM209 200V199H208ZM219 200V199H218ZM23 200L21 199V202H22ZM32 201V200H31ZM55 201V200H54ZM73 201L75 202V200L73 199ZM112 201V200H111ZM120 201V200H119ZM146 201V200H145ZM158 201V200H157ZM183 201V200H182ZM220 201V200H219ZM20 202V201H19ZM24 202H25V200H24ZM27 202V201H26ZM41 202V201H40ZM44 202V201H43ZM97 202V201H96ZM103 202V201H102ZM181 202V201H180ZM198 202V203H199ZM204 202V201H203ZM249 202V201H248ZM15 203H16V205H15ZM28 203V204H29ZM50 203V202H49ZM53 203H55V202H53ZM90 203V202H89ZM107 203V202H106ZM111 203V202H110ZM119 203V202H118ZM143 203H146V202H143ZM179 203V202H178ZM177 203V204H178ZM223 203V202H222ZM21 204V203H20ZM42 204V203H41ZM40 204V205H41ZM51 204V203H50ZM81 204H82V202H81ZM184 204V203H183ZM189 204H191V203H189ZM228 204V203H227ZM226 204V205H227ZM19 205V206H18ZM43 205V204H42ZM47 205V204H46ZM101 205V204H100ZM105 205V204H104ZM109 205V204H108ZM111 205V204H110ZM109 205V207H111ZM140 205V204H139ZM147 205H149V204H147ZM147 205H145V206H147ZM179 205V204H178ZM198 205V204H197ZM222 205V204H221ZM22 206H23V204H22ZM25 206V205H24ZM59 206V205H58ZM60 206H61V204H60ZM69 206V205H68ZM75 206H78V208H79V205H75ZM95 206H97V205H95ZM106 206V205H105ZM205 206V205H204ZM208 206V205H207ZM215 206H217V205H215ZM215 206H214V208H215ZM41 207V206H40ZM39 207V208H40ZM115 207V206H114ZM139 208V210H140V208L141 209H143V207L141 206H138ZM180 207V206H179ZM192 207V206H191ZM224 207V206H223ZM246 207V206H245ZM46 208V207H45ZM51 208V207H50ZM60 208V207H59ZM63 208V207H62ZM61 208V209H62ZM70 208V207H69ZM75 208V207H74ZM82 208V207H81ZM80 208V209H81ZM85 208V207H84ZM113 208V207H112ZM154 208V207H153ZM161 208V207H160ZM163 208V207H162ZM204 208V207H203ZM208 208V207H207ZM52 209V208H51ZM60 209V210H61ZM67 209V208H66ZM65 208L64 209H62V210H66ZM83 209V208H82ZM96 209V208H95ZM101 209V208H100ZM106 209V208H105ZM109 209V208H108ZM159 209V208H158ZM176 209V208H175ZM190 209V208H189ZM202 209V208H201ZM201 209H199V211H197L195 214H196V226L197 227H195L196 228V237H197V239H198V243L200 244H198L199 246H198V248H197V250H196V254H195V260H194V264H247V254L249 253V250H250V248H253V247H255L256 249H257V245L255 244V243H253V241L252 242H250V238L248 237V238H246V239H243L240 235H238V234H229L228 232H225L224 230H222L221 232H215V231H212L210 234H206L205 232L207 231L208 232V230H210L211 228H213V226H216V225H218L220 222H218L217 221V219L216 218H214L213 216H212V218H210L209 219V222H211L210 223V225L207 227V229H206V227L203 229L202 228V226H201V224H200V222H199V216L203 213V211H201ZM24 210H25V208H24ZM69 210V209H68ZM71 210V209H70ZM76 210H78V209H76ZM110 210H113V209H110ZM191 210V209H190ZM210 210V209H209ZM227 210V209H226ZM245 210V209H244ZM26 211V210H25ZM51 211V210H50ZM72 211V210H71ZM80 211V210H79ZM95 211V210H94ZM109 211V210H108ZM114 211V210H113ZM157 211V210H156ZM27 212V211H26ZM58 212H61V211H58ZM57 212V213H58ZM70 212V211H69ZM87 212V211H86ZM107 212V211H106ZM147 212V211H146ZM145 212V213H146ZM148 212H149V210H148ZM159 212V211H158ZM157 212V213H158ZM166 212H167V210H166ZM177 212V211H176ZM207 212V211H206ZM209 212V211H208ZM212 212V211H211ZM44 213V212H43ZM43 213L41 212V217H42V215H43ZM112 213V212H111ZM115 213V212H114ZM138 213H139V211H138ZM137 213V214H138ZM141 213V212H140ZM193 213H194V211H193ZM220 213V212H219ZM225 213V212H224ZM230 213V212H229ZM54 214V213H53ZM65 214V213H64ZM80 214V213H79ZM81 214H82V212H81ZM88 214V213H87ZM95 214V213H94ZM93 214V216H95ZM119 214V215H120ZM166 214V213H165ZM170 214V213H169ZM177 214V213H176ZM190 214H192V213H190ZM243 214V213H242ZM22 215H23V213H22ZM25 215V214H24ZM59 215V214H58ZM75 215V214H74ZM90 215V214H89ZM92 215V214H91ZM101 215V214H100ZM114 215H117V213L116 214H114ZM141 215V214H140ZM162 215H164V213L162 214ZM180 215V214H179ZM39 216V215H38ZM47 216H49V215H47ZM47 216H45V218L47 217ZM53 216V215H52ZM66 216V215H65ZM82 216V215H81ZM85 216H87V215H85ZM92 216V217H93ZM102 216V215H101ZM103 216L105 217L106 216V213L105 214H103ZM113 216V215H112ZM135 216V215H134ZM148 216V215H147ZM146 216V217H147ZM173 216H175V214H173ZM204 216V215H203ZM209 216V215H208ZM218 216V215H217ZM23 217H25V216H23ZM40 217V218H41ZM99 217V216H98ZM114 217V216H113ZM137 217V216H136ZM168 217V216H167ZM166 217V218H167ZM261 217V216H260ZM33 218H34V216H33ZM54 218V217H53ZM76 218V217H75ZM79 218V217H78ZM106 218V217H105ZM110 218H111V216H110ZM123 218V217H122ZM145 219V217H142V219ZM154 218V217H153ZM174 218V217H173ZM187 218V217H186ZM244 218V217H243ZM58 219V218H57ZM65 219V218H64ZM67 219V218H66ZM89 219H90V217H89ZM108 219L109 218H107V219H105V220H107L108 221ZM168 219H169V217H168ZM167 219V220H168ZM181 219V218H180ZM247 219V218H246ZM5 220H7V221H5ZM8 220H9V224H8V226H7V223H8ZM23 220H24V218H23ZM35 220V219H34ZM37 220H38V218H37ZM42 220L44 221V219L42 218ZM51 220V219H50ZM70 220V219H69ZM69 220H67V221H69ZM92 220V219H91ZM98 220V219H97ZM149 220V219H148ZM166 220V221H167ZM170 220H172V218L170 219ZM177 220V219H176ZM184 220V219H183ZM195 220V219H194ZM22 221V220H21ZM25 221V220H24ZM52 221V220H51ZM54 221V220H53ZM66 221V223H68ZM72 221V220H71ZM88 220H86V222H87ZM101 221H102V219H101ZM110 221H112V220H110ZM152 221V220H151ZM162 221H163V219H162ZM192 221V220H191ZM254 221V220H253ZM256 221V220H255ZM17 222H18V220H17ZM23 222V221H22ZM45 222V221H44ZM76 222H77V220H76ZM82 222V221H81ZM85 222V223H86ZM105 222V221H104ZM103 222V223H104ZM109 222V221H108ZM153 222V221H152ZM168 222V221H167ZM172 222V221H171ZM181 222H183V221H181ZM16 223V222H15ZM27 223V222H26ZM42 223V222H41ZM40 223V224H41ZM110 223V222H109ZM108 223V224H109ZM117 223V222H116ZM121 223V222H120ZM155 223V222H154ZM153 223V224H154ZM185 223H186V221H185ZM205 223V222H204ZM221 223H222V221H221ZM227 223V222H226ZM25 224V223H24ZM34 224H35V222H34ZM33 224V225H34ZM38 224V223H37ZM52 224V226H53V222L51 223ZM61 224V223H60ZM89 224V223H88ZM115 224V223H114ZM113 224V225H114ZM132 224V223H131ZM130 224V225H131ZM148 224V223H147ZM190 224V223H189ZM14 225V224H13ZM42 225H44V223L42 224ZM48 225V224H47ZM64 225V224H63ZM62 225V226H63ZM84 225V224H83ZM94 225V224H93ZM100 225V224H99ZM103 225V224H102ZM120 225V224H119ZM158 225V224H157ZM184 225V224H183ZM223 225V224H222ZM222 225L220 224V226L222 227ZM249 225V224H248ZM14 226H16V225H14ZM18 226V225H17ZM22 226H23V224H22ZM35 226H37L36 224H35ZM34 226V227H35ZM49 226V225H48ZM51 226V225H50ZM56 226V225H55ZM67 226V225H66ZM86 226V225H85ZM90 226V225H89ZM101 226V225H100ZM104 226V225H103ZM107 226V225H106ZM125 226V225H124ZM123 226V227H124ZM219 226V227H220ZM224 226V225H223ZM11 227V228H10ZM41 227H43V226H41ZM82 227V226H81ZM108 227V226H107ZM170 227V226H169ZM168 227V228H169ZM181 227V226H180ZM184 227V226H183ZM23 228V227H22ZM22 228H20V229H22ZM72 228H74V227H72ZM89 228V227H88ZM95 228H96V224H95ZM94 228V229H95ZM131 228H132V226H131ZM134 228V227H133ZM163 228V227H162ZM161 228V229H162ZM177 228V227H176ZM238 228V227H237ZM240 228V227H239ZM258 228V227H257ZM260 228V227H259ZM19 229V228H18ZM40 228H38V231H40L39 230ZM57 229V228H56ZM89 229H91V226H90V228ZM102 228H100V229H98V230H101ZM110 229V228H109ZM120 229H121V227H120ZM129 229V228H128ZM127 229V230H128ZM135 229V228H134ZM139 229V228H138ZM142 229V228H141ZM150 229V228H149ZM218 229H221V228H218ZM17 230V229H16ZM15 230V231H16ZM69 230V232H70V229H68ZM85 230V229H84ZM83 230V231H84ZM97 230V229H96ZM95 230V231H96ZM103 230V229H102ZM117 230V229H116ZM125 230H126V227H125ZM130 230V229H129ZM140 230V229H139ZM144 230V229H143ZM165 230V229H164ZM227 230V229H226ZM12 231V230H11ZM10 231V232H11ZM37 231V230H36ZM87 231V230H86ZM91 231H94V230H90V232ZM104 231H106V230H104ZM121 231V230H120ZM147 231V230H146ZM166 231V230H165ZM187 231H189V229L187 230ZM218 231V230H217ZM19 232V231H18ZM23 232V231H22ZM26 232V231H25ZM35 232V231H34ZM89 232V233H90ZM113 233H114V231H112ZM131 232V231H130ZM140 232V231H139ZM142 232V231H141ZM158 232H159V230H158ZM13 233V232H12ZM20 233V232H19ZM18 233V234H19ZM38 233V232H37ZM43 233V232H42ZM60 233V232H59ZM77 233V232H76ZM80 233V232H79ZM82 233V232H81ZM80 233V234H81ZM87 233V232H86ZM101 233V232H100ZM104 234L106 233V232H103ZM123 233V232H122ZM121 233V234H122ZM125 233V232H124ZM137 233H138V231H137ZM142 233H144V232H142ZM186 233H189V232H186ZM192 233V232H191ZM22 234V233H21ZM24 234V233H23ZM66 234V233H65ZM83 234V233H82ZM88 234V233H87ZM102 234V233H101ZM129 234V233H128ZM141 234V233H140ZM145 234V233H144ZM165 235H166V233H164ZM163 234V235H164ZM38 235H39V233H38ZM44 235V234H43ZM57 235V234H56ZM61 235V234H60ZM70 235V234H69ZM68 235V236H69ZM115 235V234H114ZM124 235V234H123ZM125 235H127V234H125ZM146 235V234H145ZM148 235V234H147ZM151 234H149V236H150ZM154 235V234H153ZM172 235V234H171ZM67 236V235H66ZM87 236V235H86ZM91 236V235H90ZM93 236H95V235H93ZM101 236V235H100ZM105 236V235H104ZM129 236V235H128ZM143 236V235H142ZM9 237V236H8ZM13 237H14V235H13ZM59 238H57L56 236H55V234L52 232V231H50V229H48L47 231H46V233H45V235L44 236H42V238L39 240V245H38V247H40V249H39V251H40V253H42V255H44L43 257H45V255L46 256H48L49 257V255L51 256L52 254H54L56 257H57V259H58V263L57 264H65L62 260V251H64V242L62 241V240H60V236H58ZM73 237V236H72ZM82 237V236H81ZM122 236H120V238H121ZM134 237H135V235H134ZM173 237V236H172ZM176 237V236H175ZM193 237V236H192ZM38 238H39V236H38ZM92 238V237H91ZM138 238H140V236L138 237ZM144 238V237H143ZM187 238V237H186ZM204 238V240L202 241V239ZM50 239V240H49ZM74 239V238H73ZM87 239H89V238H87ZM100 239H101V237H100ZM124 239V238H123ZM131 239V238H130ZM150 239V238H149ZM8 240V242H10L11 244H12V249H11V247H10V252H7V250L6 251H3L2 250V245L4 244V243H2V241H5V243H6V241ZM69 240V239H68ZM75 240H77L76 238H75ZM81 240H82V238H81ZM84 240H86V238L84 239ZM94 240H96V239H94ZM105 240V239H104ZM108 240V239H107ZM119 240V239H118ZM122 240V239H121ZM141 240V239H140ZM145 240V239H144ZM49 241V242H48ZM71 241V240H70ZM74 241V240H73ZM79 241V240H78ZM83 241V240H82ZM81 241V242H82ZM123 241V240H122ZM169 241H171V240H169ZM7 242V243H8ZM37 242V241H36ZM47 242H48V244H47ZM80 242V243H81ZM88 242V241H87ZM100 242V241H99ZM106 242V241H105ZM111 242H112V240H111ZM116 242H118V241H116ZM178 242V241H177ZM187 242V241H186ZM52 243V244H51ZM71 243V242H70ZM77 243V242H76ZM85 243V242H84ZM122 243V242H121ZM166 243V242H165ZM188 243V242H187ZM9 244V243H8ZM11 244H10V246H11ZM38 244V243H37ZM75 244V243H74ZM78 244V243H77ZM100 244V243H99ZM115 244V243H114ZM179 244V243H178ZM181 244V243H180ZM45 245H47V246H45ZM72 244H70V246H71ZM92 245V244H91ZM98 245V244H97ZM96 245V246H97ZM105 245V244H104ZM144 245H146V244H144ZM165 245V244H164ZM168 245V244H167ZM8 246V245H7ZM7 246H5L6 248H7ZM69 246V247H70ZM82 246V245H81ZM88 246V245H87ZM94 246V245H93ZM111 246V245H110ZM124 245H122V247H123ZM175 246H177V245H175ZM3 247H4V245H3ZM21 247V246H20ZM19 247V248H20ZM36 247V246H35ZM79 247V246H78ZM92 247V246H91ZM98 247V246H97ZM104 247V246H103ZM114 247H116V246H114ZM139 247H140V244H139V241L138 240H136V239H132V240H128L127 242H126V246L123 248V249H120L121 250V252H119V248L120 247H118V254H117V256H116V259H115V261H114V263L113 262H110V263H108V264H129V261H130V256H132V254H131V252L133 251H137L138 249H139ZM147 247V246H146ZM149 247V246H148ZM178 247V246H177ZM176 247V248H177ZM182 247V246H181ZM186 247V246H185ZM184 247V248H185ZM77 248V247H76ZM90 248V247H89ZM93 248V247H92ZM99 248V247H98ZM113 248V247H112ZM141 248V247H140ZM143 248H145V247H143ZM167 248V247H166ZM22 249V248H21ZM31 249H33V248H31ZM35 249V248H34ZM79 249V248H78ZM96 249V248H95ZM100 249H101V247H100ZM107 249V248H106ZM30 250V249H29ZM36 250V249H35ZM76 250V249H75ZM104 250H105V247H104ZM103 250V251H104ZM108 250V249H107ZM114 250H116V249H114ZM142 250V249H141ZM140 250V251H141ZM189 250V249H188ZM69 251V250H68ZM81 251H83V250H81ZM85 251H87V250H85ZM165 251L166 250H164V253H165ZM24 252V251H23ZM30 252V251H29ZM87 252H89V251H87ZM99 252V251H98ZM111 252V251H110ZM116 252V251H115ZM154 252V251H153ZM174 252V251H173ZM192 252V251H191ZM229 252H230V254H229ZM246 252H247V254H246ZM35 253V252H34ZM37 253H39V252H37ZM74 253V252H73ZM84 253V252H83ZM93 253V252H92ZM112 253V252H111ZM142 253H143V251H142ZM145 253V252H144ZM150 253V252H149ZM163 253V252H162ZM183 253V252H182ZM68 254V253H67ZM88 254V253H87ZM94 254H95V252H94ZM97 254V253H96ZM101 254V253H100ZM103 254V253H102ZM112 254H115V253H112ZM135 254V253H134ZM157 254V253H156ZM158 254H159V252H158ZM166 254V253H165ZM175 254V253H174ZM26 255V254H25ZM28 255V254H27ZM108 255H111V254H108ZM107 255V256H108ZM141 255H144V254H141ZM147 255V254H146ZM155 255V254H154ZM154 255H152V256H154ZM163 255V254H162ZM29 256V255H28ZM31 256V255H30ZM55 256H54V258H55ZM73 256V255H72ZM99 256V255H98ZM102 256V255H101ZM113 256V255H112ZM134 256V255H133ZM182 256H183V254H182ZM35 257V256H34ZM38 257V256H37ZM89 257H90V255H89ZM104 257V256H103ZM145 257V256H144ZM147 257V256H146ZM145 257V258H146ZM160 257H161V255H160ZM159 257V258H160ZM263 257H264V255H263ZM60 258V259H59ZM93 258V257H92ZM114 258V257H113ZM138 258H139V256H138ZM142 258V257H141ZM144 258V259H145ZM24 259V258H23ZM29 259V258H28ZM32 259V258H31ZM53 259V258H52ZM65 259V258H64ZM69 259V258H68ZM73 259V258H72ZM80 259V257L77 259V260H79ZM95 259V258H94ZM93 259V260H94ZM101 259H103V258H101ZM111 259V258H110ZM156 259H158V258H156ZM166 259V258H165ZM172 259V258H171ZM186 259V258H185ZM35 260V259H34ZM39 260V259H38ZM71 260V259H70ZM97 260V259H96ZM112 260V259H111ZM152 260V259H151ZM153 260H154V258H153ZM164 260V259H163ZM174 260V259H173ZM172 260V261H173ZM178 260V259H177ZM189 260V259H188ZM187 260V261H188ZM41 261V260H40ZM49 261V260H48ZM54 261V260H53ZM53 261H50V262H53ZM65 261V260H64ZM72 261V260H71ZM103 261V260H102ZM105 261V260H104ZM109 261V260H108ZM135 261V260H134ZM143 261V260H142ZM148 261V260H147ZM156 261V260H155ZM159 261V260H158ZM167 261V260H166ZM169 261V260H168ZM179 261V260H178ZM26 262H27V260H26ZM66 262H67V260H66ZM68 262H70V261H68ZM74 262H76V259H75V261ZM92 262V261H91ZM151 262V261H150ZM189 262V261H188ZM28 263H30V262H28ZM70 263H72V262H70ZM99 263V262H98ZM101 263V262H100ZM145 263V262H144ZM156 263H157V261H156ZM252 263V262H251ZM39 264H41V263H39ZM48 264H50L49 262H48ZM67 264V263H66ZM75 264H78L77 262L75 263ZM81 264V263H80ZM102 264H107V263H102ZM134 264V263H133ZM141 264V263H140ZM187 264V263H186Z\"/></svg>", "mask_w": 264, "mask_h": 264}]
</instances>
